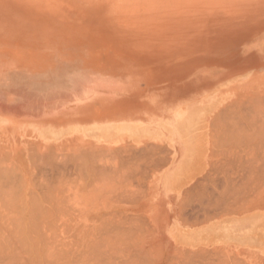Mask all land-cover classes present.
<instances>
[{
    "label": "rangeland",
    "instance_id": "rangeland-1",
    "mask_svg": "<svg viewBox=\"0 0 264 264\" xmlns=\"http://www.w3.org/2000/svg\"><path fill=\"white\" fill-rule=\"evenodd\" d=\"M190 1L191 0H177V1L176 0H0V164H1L0 165V179L1 180L3 179V181L0 180V197L4 199L5 203H7L8 200L13 198L12 196L10 198V195L12 193L14 196H16L15 199L13 198L14 201L17 198V199H20L19 201L20 203L19 204L14 203L12 200H10L12 201L11 203L10 201L8 203L10 204L14 203L15 204L14 208H15V206L18 207L22 202L21 204L22 206H19V207L24 208V209L22 208L23 209L22 213L20 212L22 210L21 208L20 210L15 208L16 212L17 210H19V214L15 213L14 215V212L12 213V211H10V209L13 207V204L12 206L10 204L9 205L7 204L9 207L4 204L5 206L3 207L1 205L4 202L1 203L0 201V206H1L0 214L2 211H4L5 209L6 210L9 209L11 206V208L9 209V212L8 210L7 212L6 211L2 212V214L0 215L1 217L5 218V215L7 213L8 214L11 213V216L14 219H15V216L19 217V219L23 218L22 220L19 221V219L16 217L18 219L16 220L19 221L17 223V221L13 220V218L11 219L10 215L8 214L6 215V218H5L6 220L0 217V234H1L0 235V240H1L0 241V248H1L0 249L1 251L0 259L2 260V261L0 260V264H9V263L10 264H17V263L22 264L23 262H25V264H39V263L45 264V262H43L44 260L47 262V264L48 263L58 264L57 263L59 262L58 259H57L58 260L57 262L53 260L55 257L52 255L56 254L54 252L51 255L54 258L47 259V256H49L50 254L47 256L45 255L46 257L44 258L41 257L42 256L41 252L43 250L42 244L43 243L48 244L47 245L48 247L49 242L51 243L53 242L54 244L56 241L57 242L60 241L57 247H55V245L58 243L54 244V247H55L54 251L56 250L57 252L59 251V248L63 247V245L66 244V246H64L63 248V249H66V251H63L62 248L60 250V251H63V254H64L62 255V257H60L59 255L60 259L61 258L63 259L64 257V260L61 259L62 263L65 262V263L71 264L72 262V264H81V262H85L87 258L89 259V257L87 256H91L90 257L91 259L88 263V264H91L90 262H92L91 260H92L93 253L88 255L89 250L87 251V254H85L86 259L81 258L84 261L78 260V257H81V256L77 248L78 243L76 242L79 240H77V238L75 237L76 233L74 234V230H75L74 228L76 227L77 228L80 227L81 231L83 230L89 231L91 229V231H89L90 234L87 233L88 235L87 239L88 241L92 239V242L94 240L95 241L99 240L97 243L103 242L102 235L108 234L106 239L109 240V238L111 239L114 238L115 239L114 242L118 241V244L117 242L115 244H117L119 247L115 245L117 246L116 248H120V246L122 248L118 250H123V248L124 250L126 249L121 244V242L125 238H126L125 239L126 241L127 238L130 237V235H128L129 231L134 228L136 231L134 229L133 230L135 231V233H137L136 234L137 236L133 235L135 236L132 239L133 241H130L131 239L129 238L128 240L130 241L129 243L130 245L131 244L133 245V242H134V246L132 247L131 245V247L134 248L133 252L135 251L133 255L136 256L137 253L139 254H137L136 260H132V259L130 260V262H132L131 264H152V263L153 264H185V263L186 264H191V263L201 264V262L202 264H208V262L210 261H211L210 264H218V262L219 264H221L222 262H226L222 264H230V263L231 264H240V263L264 264V263L255 262V261H245V262L234 261L235 262L234 263L233 261L218 260L219 257L216 256L214 252L209 253L208 251L207 253L205 251L207 254H210L213 256L207 255L205 252H204L205 254H203V252H199V253L198 252H195V253L183 252V251H179L178 249H176L170 243L169 238L172 239V242L174 243V236H177V235L195 234V237L200 236V235L199 233L192 232L195 230L180 231L175 228H169L167 230L164 228H161V226H164L163 222H166V217L164 214L165 209H166V204L164 201H161L160 199H157V200L154 199V196H156V194L159 193L156 180H157V176L159 172H161L162 169L165 167L164 163L168 165L172 161L171 152L167 151L164 147L162 146L157 147V145L155 146L152 144V145H149L148 147L142 146L139 149L132 148V150H129L130 147L129 148L125 147L128 149V151L127 149L124 150L125 148L123 147L117 148L115 150L104 149V151L106 150L105 152L103 151V148L102 149L100 148L102 150L101 152H104V154H106L104 155L103 153L102 154L100 152L98 153L97 150L99 148L96 146L92 147V145H85V144L74 142V146L72 145L73 147L72 146L67 147L68 145H71V143H73L71 142L67 144L49 147V149L52 151L51 153L49 152V149L46 148L47 151H45L46 150L45 147L39 144L38 140L35 138V136H38V135H34L31 133L32 127L38 124H43V123H51L52 125H55V126H61L66 123H85V122L104 120L102 121V123L105 126L106 125L107 126H113V125L117 126L116 127L117 132L122 131V130H125V132H129L128 135L130 136V138H140V137L144 138L147 135H150V131H149L150 127L148 126L150 124V121L155 122L156 120H158L160 122H167L168 120H170V122L166 124L169 125L168 127L172 129L171 130L172 134H174L175 132H181V134L178 137L181 140L180 148L182 150V153L184 154L180 168H178L177 170L175 169L176 170L175 172L177 174L173 172V173H169L167 175L165 174L161 176V178L164 179L162 182L164 186L163 187L164 192L171 193V190L173 188V183H175L174 180H176V178L177 180L185 179L187 171L194 170V173L192 174L193 175L192 177L194 180L201 170V168L197 170V167L195 166V160H194L195 159V149H193L195 145V139H194L195 136L193 135L195 132V124L197 122H200V121L202 122V120H204L203 116L206 115L207 111H203L201 109H195V104H199L200 100L205 96V94H209L211 89L213 90L214 88L217 89V88L225 87L230 90L229 93L231 94V98L228 103H230L231 106L229 105L230 106L229 107L228 103H226L227 108L226 107H223V108L232 112V116H233L232 124L234 126H237L236 121H241V120L243 121L242 122L243 125L241 124V126L243 127L242 131L244 129V133H245L243 134V132L241 131L245 138L243 136H240L241 134L236 135L238 136L239 141L240 139H242L240 137H243L245 144L242 143L243 141L241 140L242 141V142L240 141L241 143L238 142L239 145L240 144L241 145L237 146L238 143L237 142L234 143L237 140L236 139L237 137H235L234 135L233 136L235 137V139H232V140H235V141L231 142V144L233 146L236 144L235 147H238V149L241 150L239 151L242 153V155L245 157L248 163L258 162V164H263V169H264V158H263L264 156L262 152L264 151L263 149V146H264L263 138L264 137L262 138V136H260L264 134V132L260 131L262 127L261 120L264 117L261 118L260 117L261 114L259 113L260 116H257L259 117L260 119L259 120V119H256L254 115L253 117L251 114L252 112L253 114L256 115L258 111L262 113V116H264L263 114L264 96H262V94L264 95V91H263L264 89V60L261 58V55L264 54V0H199V2H197L198 0L197 1L192 0L193 2L192 1L191 2L193 6L190 4L191 3ZM178 4L179 6L177 7ZM195 4H197L198 6ZM187 5H189V7H187ZM183 8H186V10ZM178 11L181 13V15L178 14L179 13ZM182 11H183V14H182ZM186 11H188L190 14L187 13ZM170 13H173V14L170 15ZM199 94H201L200 95L201 97L199 96ZM257 94H258V97H257ZM249 97H251V99L252 98L254 99V100L252 99L253 102ZM256 97L259 100L256 101L255 99ZM249 99L251 101H249ZM240 100L243 102H241ZM246 100H248L250 104H247ZM255 101L257 102L255 106H257L258 102H260L259 103V105L261 104V106L259 107L260 109L257 108L258 106L252 107L254 106L252 104H254ZM239 103H242L241 104L242 108H240ZM243 103H244V106L246 105V107L243 106ZM247 107L248 108L252 107V109H255V110H252L250 108L245 109ZM244 109L246 110L247 116H245L246 113ZM258 109L261 111H259ZM160 111L162 112L165 111L167 112V114L168 113L169 114L165 116L159 115L157 117L150 116L151 114L152 115L159 114L156 112H160ZM253 111L256 113H254ZM242 112H244L245 114H241ZM248 112L251 115H249ZM234 115L238 116L239 118L234 117ZM240 116L241 117L243 116V118L249 117L252 120H250L249 118L248 119L246 118L247 121L245 122L244 119L240 118ZM111 119L113 120H134V121L137 120V121L121 122V125L119 126L120 122L118 123V122L112 121ZM249 120L251 123H247L249 122ZM185 121L187 123H192L194 127L189 126L190 127L189 128L187 125L186 126L184 125L187 128L182 126L179 130V126L181 125L182 122H185ZM253 121L254 122L256 121L257 124L254 123ZM257 121H260V122H257ZM263 122H262V125L264 127ZM123 123H126V124L122 125ZM131 123L133 125H131ZM259 123H260V126H259ZM252 124H253L252 129L250 128V126H247V125L252 126ZM256 125L259 127H257ZM255 126H256V130L258 128L260 129L259 132L255 130ZM238 127H240V125H238ZM120 128L122 129L120 130ZM246 128L247 130L249 129L250 131L249 133L248 131L245 130ZM262 130L264 131V128ZM153 131L154 133H158L159 132L158 127L153 128ZM251 133H254V134L252 135ZM255 133L256 134L258 133V135H256ZM246 134L248 135L247 137H249L250 135L251 138H253V136L255 138L251 139L249 137L250 138L249 139L246 137ZM259 136L261 140H259L260 139ZM256 137H258L259 139L257 140ZM245 139H247L248 141H245ZM254 139H256L255 141L257 142L260 141L261 143L259 144V142L257 143L253 141ZM36 142H38V145ZM246 142H250L251 144L254 143L255 145L253 144L250 145V143H246ZM256 143H257V146H256ZM77 144L78 145L80 144L78 148L75 147ZM39 145L42 147L39 148L40 147ZM150 146H153V147L151 148ZM80 147H84L85 149L84 148L80 149ZM62 148L63 149L65 148V149L63 150ZM143 149H144V152H143ZM157 149L158 150L160 149L161 155ZM162 150H164V153H162ZM92 151L94 155L92 154V156H90ZM123 151H124V154L122 153ZM48 152L49 154H47ZM53 152H54V155L57 154V156L55 157L58 159H56L53 155H50V153L53 154ZM107 152H109V154H107ZM31 154L34 156H32ZM79 154H81V156ZM100 154L102 155V157ZM48 155L54 158L52 159L50 158V156H49L50 159L46 158L48 157ZM60 155L61 157L63 156L64 157L63 160L66 161V163L63 162L64 163L63 167H62L63 163L61 162L62 158L60 160V158L58 157ZM68 155L70 156V158L74 157V159L77 157V160L75 159V164H74V160H71L72 162L70 161V158ZM79 156L80 157L83 156V157L80 158ZM31 158L32 160H30ZM55 159L59 163L57 164V166H56V162L53 163ZM136 159H138V161ZM38 160L40 162H43L46 160L45 161L46 164H44L45 162L40 163ZM159 160L163 163L162 164L163 167L161 165V162L159 163ZM25 161L26 163L24 164ZM33 162H37L36 164H38L39 162L40 164L34 165ZM67 162L68 163L70 162V164L71 163L72 164L70 165ZM79 162L80 163L84 162V165H80ZM85 162H87V164ZM88 162H90L91 164ZM103 162H106V163H103ZM92 163L94 167L92 166ZM109 163H111V165H109ZM66 164L68 166V167L66 166L67 168L65 167ZM33 165L36 167H34ZM45 165L48 167H45ZM50 165L53 167L55 166V167L50 168ZM59 166H61V168ZM83 166H85L86 168ZM16 167L18 170L16 169ZM58 167L61 170L55 169ZM9 169L11 170V172ZM25 169L26 170L28 169L27 171V173H29L28 175ZM48 169H51V170L47 171ZM107 169L110 171L108 172ZM78 170H81L82 172H79ZM7 171H9L10 174ZM37 171L39 172V174L37 173ZM77 171L79 172V174ZM92 171L94 172L96 171V172L91 173ZM50 172L53 174L51 175ZM33 173H35V175ZM59 173L61 174V176ZM82 174H84V176ZM139 174L140 176H138ZM47 175L49 176L48 178H47ZM81 176H83L86 179H84ZM79 177L82 178V180ZM23 178H25V180ZM77 178H79L80 180ZM135 178L136 179L139 178L138 179L139 181L134 180ZM75 179L78 181H75ZM30 180H31V184L29 183ZM7 181H9V184H7L8 183ZM20 181H22L23 183ZM79 181L83 182V183L81 182L82 185ZM263 182L264 181H258V183L251 182L253 185L251 183L247 184V188H249L247 190L248 195L250 194L252 195L253 193L256 195V197L254 196V198L249 196V198H246L247 200L245 198L243 199L234 198V200L228 199L229 206L231 207V209L239 210L242 207L241 205L245 204L242 207L243 211L246 208V206L248 209L246 208L245 211H248V212L253 211V210H263L264 209V193H262L264 191L262 190V185L264 186ZM34 183H36V185ZM15 184H16V187H15ZM18 184H20L21 187ZM79 184L81 187L79 186ZM106 184L108 185L107 190H106ZM116 184H119V185L117 186ZM109 185L111 187H109ZM249 185L254 186V187H250ZM76 186H77V189H76ZM99 186L105 189H101ZM123 186H126V187L124 188ZM206 186L207 184L204 181L203 183L199 185V188H198V191L195 197L186 198L182 201L183 204L182 203L181 204L184 205L182 207V210L184 212L191 213L190 211L193 210L192 214H195V217L199 216L203 218L207 216L206 214L208 213L207 212L208 211V196L206 197L207 195ZM48 187L49 188L51 187V188L49 189ZM114 187L117 190H115ZM11 188L13 190H11ZM40 188L41 189L43 188V189L41 190ZM57 188H58V191L65 190L66 192L70 188L71 191H69L70 189L68 190L69 192H67L68 193L67 197L68 198L72 197L74 203L73 201L69 203V201L66 200L68 198H63L62 196L66 197V192H65V195H62L61 192L56 191ZM96 188L97 189L99 188V190H97ZM111 188L114 189L113 193H115L116 191L115 194L112 193ZM258 188L261 189L260 191L262 192H260ZM19 189L20 191H22V193L19 192ZM45 190L46 191L48 190V192L51 191V195L48 196L49 198L46 197L48 193ZM76 190L82 195L83 194L85 195V192L87 191L86 195L88 196V199H87L88 203L86 201L85 202L86 204H85L84 201L82 202L80 200V199L83 200V198L80 197L82 195H80ZM93 190L94 192H92ZM95 190L99 192L97 193ZM100 190H102L101 192L104 191L103 192L104 194L101 193ZM108 190L111 193V194L109 193L111 197L105 194V192H108ZM1 191H4V192H1ZM6 191L9 192L10 195ZM30 191H33V192L35 191L36 193L35 192H34L35 194L33 192L30 193ZM5 192L7 193L6 195H5ZM14 192L19 193V195L21 193L22 194L20 195L21 197L19 198V195ZM40 192L42 193V195ZM52 192L53 194H55L53 196L57 198L56 201L54 197L52 196ZM72 192H74V194H72ZM258 192H260L259 193L260 195L258 194ZM2 193L4 194L1 195ZM60 193L62 196L60 195ZM117 193L120 195H118ZM33 194L35 195L37 199L41 195L42 197H39V198H42V199L40 200L45 201V202L43 201L44 205L42 206L40 205L43 208L44 214L41 212V208H40V211L37 208L38 212L36 210H31L32 208L30 206H32L33 203L37 204L39 203L37 201H40V200H37ZM95 194H98V195L95 196ZM100 194L102 195L103 198L107 196L105 200L102 199L104 200L102 202H105V206L107 205V209L105 210L102 209L105 207L102 205L104 203L100 202L102 197L98 198L99 196H101ZM58 195H60L63 199L62 198L60 199ZM74 195L76 196V198H74L75 197ZM78 195L80 199L77 197ZM86 195L84 196V200H86L85 198H87ZM257 195H259V197ZM31 196L33 197L31 198ZM50 196L53 197L52 201L54 200V202H50L51 201ZM91 196L93 198L96 197L98 201L97 200L95 201V198L93 200ZM260 196L261 198H263L262 200H260L261 199ZM206 198L207 200H205ZM30 199L34 201L36 199L37 201L35 202L32 201V204H31L29 203L31 202ZM47 199L50 201H47ZM70 199L71 198H69V200ZM248 199L249 200L251 199V201H248ZM57 200H58V204H57ZM75 200L76 202L78 200L77 204ZM115 200L117 202H115ZM186 200L187 202H191L192 204L190 203V205L188 206L187 204L189 203H186ZM237 200L239 201L241 200L242 202L241 201L235 202ZM79 201L84 203L82 205V203L80 202V204L84 206V208H86L87 211H90V210L92 211H90V213L87 211H84L85 209L82 206L79 207L80 205ZM93 201L98 202V203L100 202L101 203L99 204L100 206H97L98 204L96 205V203H94ZM15 202H18V200ZM48 202L51 203V205L47 204ZM55 202L57 204L56 206L59 205L58 206L59 208L65 207L66 211L63 208L62 209L57 208L55 206ZM109 202L111 204H107ZM184 202L186 203V205ZM231 202H234L237 204H234ZM41 203L42 201L40 202V204ZM59 203L60 204L62 203V206ZM92 203L96 205L95 208ZM246 203L249 205H247ZM73 204H75L74 206L76 207H74ZM200 204L202 205V207L204 206L205 207L201 208ZM231 204H234V205L232 206ZM52 205L55 208L54 207L52 208ZM6 206L7 208H5ZM40 206L38 204L36 207H40ZM115 206H118V207H115ZM44 207L48 208V210L45 209L46 213L44 212ZM78 207L80 208V210H78L77 212L76 209H78ZM253 207H256V208H253ZM72 208L74 209L76 208V209L74 210ZM51 209H54V210L58 209L59 213L63 211L62 215L64 216H62L61 218V214L58 215L59 214L58 212L55 213L54 210H51ZM116 209L117 211H115ZM26 210H28L29 212ZM69 210L72 212H70ZM81 210L84 212H82ZM195 210H197L198 213ZM64 211H65V214H63ZM30 212H34L35 214L37 212L38 214H36L34 218L31 216L32 213ZM40 212L43 215H41ZM48 212L51 213L50 215H52L53 217L50 215H47ZM66 212L70 213L72 217L70 216V214L67 215ZM73 212H75V214H72ZM111 212H113L114 215ZM78 213H81L82 215H85V216H82L81 214L79 215ZM99 214H102V215H99ZM106 214H108L107 217H106ZM242 214H245V212H243ZM22 215H24V217H20ZM54 215L56 219H53L55 218ZM66 215L69 216V221L70 222L72 221L71 223L68 222V219H67L68 217ZM75 215L76 217H74ZM47 216H49L50 218ZM57 216L60 219L58 223H57L58 221ZM94 217H97V218L95 219ZM118 218H119V221H118ZM8 219H11L15 222L10 221ZM33 219H34V222L36 221L35 223L33 222ZM36 219L42 221V223L40 221L37 222ZM43 219L46 220V222L47 220L49 222L51 220L53 221L49 223L50 225H48V223L44 225L45 223ZM75 219L76 220L80 219V220H77V223H76ZM137 219L140 221H138ZM28 221H31V222H28ZM100 222L105 223L107 225L101 224ZM109 222H111L112 225ZM131 222L135 226L132 225ZM10 223L13 225H11ZM15 223H17L18 225L21 224L20 225L21 227L18 226V229L22 228L23 230L21 229L18 230L17 227H14L17 225ZM80 223H83V224L80 226L79 225ZM121 223L123 225L122 227L120 225ZM30 224H31V227L33 226V229L31 230H30ZM89 224H91V226ZM98 224L99 225L101 224L102 227L105 225L103 227L104 229L101 227V230H99L100 227ZM41 225L42 227L47 226V225L51 227H45L46 229L40 228L41 229L40 230L38 226H41ZM83 225H84V229H82ZM110 225L113 226L111 227V229H109ZM4 226H6V228ZM52 226L58 228V230H56L57 228H54V233L55 234L57 233V236L59 235L58 237L55 234H53L52 229H49V228H52ZM64 226H65V230H63ZM67 226H68V230H67ZM85 226L87 227V229L85 228ZM130 226L133 228L131 229ZM137 226H138V229L136 228ZM93 227H99V228H93ZM106 227H109V228L105 230ZM126 227L130 228L128 229L129 230L128 232H127ZM139 228H141V230L143 231V235L138 236V233L140 230ZM93 229H96L95 230L96 232ZM116 229L120 230V232L118 231V234L119 233L120 234L118 235L115 232V237H114L113 230L116 231ZM121 229H124V230L121 231ZM32 230H35V231L32 232ZM38 230H40L41 234ZM46 230L48 232H45ZM109 230L110 232L111 231L113 232V235L112 233L109 232ZM19 231L20 232L22 231L21 234H23V238H25V240L22 237H21L22 238L21 241L18 240L20 238L17 239V236L20 235ZM92 231L94 232L92 233ZM97 231L99 233H97ZM142 231L139 234H141ZM27 232L28 233L30 232L32 234L29 233L30 234L29 236ZM124 232L127 233L125 234L128 237H125V238L123 237ZM26 233L28 234V236ZM78 233L79 232H77V234ZM43 234L46 236V239L44 238L45 236ZM52 235H54V237L56 236L57 238L56 237L55 238L57 240L56 239L53 240V237L51 238ZM105 235L103 237H105ZM109 235L110 236L112 235V236L110 237ZM32 236L34 237L33 240L36 241L34 243H32L33 242ZM4 237L7 240H4ZM42 237L44 238V240L41 242ZM12 238L15 240H13ZM131 238H132V234H131ZM68 239H71V240H68ZM7 241L8 242L10 241V242L8 243ZM18 241L21 243H24L25 245L30 244L29 245L30 248H34L35 243H37L36 249L38 250L36 251V253H33L34 249L31 250L32 252H30V248L28 247L25 248L24 247L25 245H21V243H19ZM107 241L103 243L106 244ZM1 242H2V245H1ZM73 243H75L74 246H73ZM109 243L107 244L108 246H109ZM70 245L72 248L70 247ZM92 245L95 246V242H93ZM103 245L102 243L100 244V246L99 244L98 245L96 244V247H95L96 250L97 248L102 250L104 247ZM137 245L139 246V248ZM2 246H5V247H3L2 249ZM12 246L14 247L12 248ZM51 246L49 247L51 248ZM94 246L90 247L91 248L90 252L95 251V249L92 250ZM15 247H17L16 248L17 254L16 252L14 253ZM110 247L111 246H109V248L106 247V249L109 250ZM113 247L114 246H112V248ZM135 247H136V250L142 248L140 249L142 250V253L138 250L136 251ZM184 247L185 245L180 248H184ZM69 248H71L72 250ZM132 248L129 247L130 252H132ZM147 248L148 249L150 248L149 251ZM185 248L188 249V247H185ZM45 250L46 249L43 250L44 251L43 253L47 254L48 250L47 251ZM108 250H102V251H106L105 253H107ZM118 250L116 249L115 252L117 253ZM23 251L24 252L26 251L25 253L27 254H25ZM109 251H108V254H109ZM200 253L203 254L205 258H203V256ZM72 254L75 257H77L75 258V261L74 259H72L73 257ZM131 254L132 253H130V256ZM145 254L146 255L149 254L151 256V257L146 256L148 257V260L149 259H152V260H149L148 262L144 261L145 259L142 260L143 258L140 256L143 255V257L146 258ZM195 254L196 256H194ZM67 255H70V256L67 257ZM117 255L121 257L122 254L119 253ZM13 257L16 258V260L13 259ZM38 257L39 258L41 257V259L43 260L38 259ZM70 257L72 260L69 259ZM211 257L214 258L213 260L215 261V263ZM19 258H21L22 261L19 260ZM65 258L67 259V261ZM207 258H209V260H207ZM3 259H5L4 261H6V259L8 261L4 262ZM203 259H206L205 262L203 261ZM119 260L117 259L116 262H118ZM76 261H78V263ZM181 261H184V263ZM94 262L92 263L94 264ZM85 263L87 264V262Z\"/></svg>",
    "mask_w": 264,
    "mask_h": 264
},
{
    "label": "crops",
    "instance_id": "crops-1",
    "mask_svg": "<svg viewBox=\"0 0 264 264\" xmlns=\"http://www.w3.org/2000/svg\"><path fill=\"white\" fill-rule=\"evenodd\" d=\"M229 91L230 90L228 88H225V87L224 88H217V89L214 88L213 90H211L209 94L212 93L213 94L212 97L213 98H217V101H218V104H219V108L216 109V110H213V111L208 110L206 112V115L203 116L204 120H202V122L200 121V122H197L195 124V131H197L199 133V139L195 140V166L197 167V170L199 168H201L200 173L195 177V179L191 183L185 185L179 191L174 192L173 188L176 185H178V187H180L186 181H188L190 179L191 180L193 179V177H192L193 175L192 174L194 173V170L187 171V175L185 176V179H178L177 180V178H176V180H174L175 183H173V188L171 190V193H165L164 192L163 184H162L164 179L161 178L162 175L160 176V179H159V174H158L156 181L158 183L157 185H158V189H159V194H156L157 197H156L155 200L160 199L161 201H164L165 204H166V209H165V213H164L165 217H166V222H163L164 226H161V228H164L166 230L169 229V228H175V229L180 230V231L195 230V233H199V235L201 236V242L198 245H195V252H197V251L198 252L199 251L200 252L201 251L204 252L202 249H205V251L214 252L216 256L218 255V257L222 256L218 260L224 259L225 261H233L234 258L237 256L234 261H236L237 258H238V259H240L238 261H241V259H243L244 261H255V262L264 263V225L261 224V223H249V222H246L245 220H243L248 215V213H251V212L256 211V210H253V211H250V212L244 211L245 214H242L243 213L242 210H239V211L236 210L237 213H234L236 211L231 209V207L228 204V199H233L235 197L237 199H243V197H245V199H246V198L249 197V196H247L248 193H246L247 192V183L248 182H253L254 180H255L254 182H256V181H264L263 164H258L257 162L256 163H248V161L245 159V157L240 152L241 150L236 148V147H234L231 144V140H229L230 139L229 136H227V135H230V134H231L230 137H232V134L240 135L241 133H239V130H240V132L242 131V128H241L242 127L241 126L242 121H236V124L240 125L241 127H238V128L235 127L237 129L234 130V127L232 126V123H231L232 118H233L232 112L228 111L226 109L224 110V108H223V107L226 106V103H228L230 101L231 94L229 93ZM225 97H226V99H225ZM218 111H220V112H218ZM156 113H159V114H156V115H152L151 114L150 116H156L157 117L159 115L160 116L161 115L165 116V115L169 114V113L167 114V112H165V111H163V112L160 111V112H156ZM234 117L239 118L238 116H235V115H234ZM242 117L240 116V118H242ZM111 120L115 121V122H118V123L119 122H126V121L127 122L134 121V120H113V119H111ZM102 121H104V120H102ZM102 121H93V123L92 122H86V124L80 125L79 127L84 128V127H87V126L95 125V127H96L95 129L96 130H106L107 131V130L113 129L117 133V130L115 128L117 126H115V125H113V126H105L102 123ZM108 121H110V120H108ZM135 121H137V120H135ZM87 123H89L90 125H88ZM162 123L163 122H160L158 120H156L155 122L150 121V124L148 125L150 127V130H149L150 131V135H147L144 138H130V136H129L128 140H140V139H143V140H147V141H151L152 142L153 140H155L156 137L159 136L158 138H160L162 140V142H163L162 145H159V146L164 147L166 150L168 149L167 151H171V154H172L171 163L168 164V165L164 164L165 167L163 169H167L169 167V169H172V171L174 172L178 168H180V166L182 164V159L184 157V154L182 153V150L180 148V146H181L180 145L181 144L180 141L181 140H180V138L178 136H175V135L172 134V131H171L172 129H170L167 124H162ZM66 124L67 125H73V124H80V123H66ZM125 124L126 123H124L122 125H125ZM119 126H120V124H119ZM225 126H229V128H227ZM152 127L153 128L158 127V131L159 132L155 133V135H154V131H153ZM223 129H225V131H223L224 133H222ZM228 129H230V134H229V130ZM231 129H232V131H231ZM233 130H234L235 133L233 132ZM236 130H238V132ZM123 131H125V130H123ZM236 132H237V134H236ZM127 133H129V132H127ZM226 133H227V135H226ZM166 136H170V137L166 138ZM175 138H177V140ZM226 145L228 147H226ZM118 147L121 148V146H118ZM177 148H178V150H176ZM230 152H232V153H230ZM238 154H240V155H238ZM241 155H242L243 158L241 157ZM176 156H177V158H176ZM233 157H235V158H233ZM220 158H223V159H220ZM177 160H178L179 163L177 162L176 164H172L173 161H177ZM214 162H216V163L214 164ZM226 162L228 164H226ZM243 162H245V163H243ZM235 164L237 165L236 167H235ZM209 165H211V166H209ZM216 166L218 167V169L220 171L217 169ZM230 166H231V168H230ZM212 167H215V168L213 169ZM174 169H176V170H174ZM235 170H236V172H235ZM172 171L169 170V172H167L166 174L173 173ZM215 171L218 172V174H216ZM248 171H250V172H248ZM195 172H196V170H195ZM209 172H214L215 174L214 173H210L209 174ZM219 172L221 173V175L219 174ZM240 172H242V174ZM174 173H176V172H174ZM205 173H206V176H204ZM252 173L254 174V176H253ZM260 173H261V175H260ZM235 174H236V176H235ZM202 175L204 177H206V178H204ZM218 175H219V177H218ZM246 175H248V176H246ZM257 175H258V177H257ZM230 176H232V177L230 178ZM237 176H238V178H237ZM233 177H235L236 179H234ZM259 177L262 178L263 180L260 179ZM219 179H220V181H219ZM204 180H206V183H207V189H208L207 190V196L209 195L208 196L209 199H208L207 218L206 217L202 218V217H199V216L198 217H194L195 214L186 213L183 210H180L181 201H183L184 199L189 198V197L190 198L195 197V194L198 191L199 185ZM213 181H214V183H213ZM232 181H233V183H230ZM239 181H240L241 184L239 183ZM227 182H229L230 184L229 183L227 184ZM215 184H216V186H215ZM238 184H239V186H238ZM225 186H226V189H227L226 193L224 191L225 190ZM227 186L232 187V188H229ZM233 186H235V187H233ZM236 187L237 188L239 187L238 188L239 192H237V190H236V192H234L233 188L237 189ZM228 190L230 192H233L234 194L237 193L235 195V197H234V195L230 196L229 195L230 193H229ZM242 190H243V192H241ZM217 192L220 193V194L222 192L223 193L220 196V194H218ZM224 193L226 194L225 195L226 197L222 196ZM233 193H231V194H233ZM239 193L241 195H239ZM227 194L229 195L228 197H227ZM218 196H219V198H218ZM254 196L255 195L252 194L250 197H254ZM223 197H225V198H223ZM216 200H218L220 202L217 201V203H216ZM211 201L215 202V203L213 202L214 205L211 203ZM222 201H223V204H222ZM178 206H180V207H178ZM217 206H219V207H217ZM217 208H219V209H217ZM181 209H182V207H181ZM227 210L228 211L230 210V211L226 212ZM219 213L221 215L222 214L223 215L221 216ZM181 219L182 220L184 219L183 222H182ZM227 220H229V221H227ZM187 221H189V222H187ZM169 241H170V243L172 245H174V243L172 242V239L169 238ZM218 247H220L221 249H219ZM214 249L216 251L218 250V252L220 251V253L216 252ZM233 256H234V258L232 260Z\"/></svg>",
    "mask_w": 264,
    "mask_h": 264
},
{
    "label": "bare ground",
    "instance_id": "bare-ground-1",
    "mask_svg": "<svg viewBox=\"0 0 264 264\" xmlns=\"http://www.w3.org/2000/svg\"><path fill=\"white\" fill-rule=\"evenodd\" d=\"M176 1H177V0H176ZM191 1H192V0H191ZM191 1H190V2H191ZM193 1H195V0H193ZM193 1H192V2H193ZM196 1H197V0H196ZM186 2H187V1H186ZM186 2H185V4H186ZM188 2H189V1H188ZM192 2L190 3L191 5H192ZM197 2H199V0H198ZM202 2H203V1H202ZM194 3H195V2H194ZM176 4H177V3H176ZM185 4H183V5H185ZM180 5H181V4H180ZM195 5H197V4H195ZM173 6H174V5H173ZM178 6H179V4L177 5V7H178ZM192 6H193V5H192ZM197 6H198V5H197ZM175 7H176V6H175ZM187 7H189V5H187ZM179 8H180V7H179ZM177 9H178V8H177ZM183 9L186 10V8H183ZM188 9H190V8H188ZM196 9H197V8H196ZM178 10H179V9H178ZM188 11H190V10H188ZM188 11H186V12L189 13ZM192 11H193V10H192ZM178 12H179V11H178ZM195 13H197V12H195ZM164 14H165V13H164ZM172 14H173V13H170V15H172ZM178 14L181 15L180 12H179ZM182 14H183V11H182ZM189 14H190V13H189ZM166 15H167V14H166ZM168 15H169V14H168ZM238 15H239V14H238ZM164 16H165V15H164ZM183 17H184V16H183ZM261 58L264 60V54L261 55ZM225 60H226V59H225ZM222 72H223V71H222ZM261 73H262V72H261ZM251 78H252V77H251ZM243 86H244V85H243ZM247 88H248V87H247ZM211 90H212V89H211ZM242 90H243V89H242ZM263 91H264V89H263ZM247 92H248V91H247ZM258 92H259V91H258ZM209 93H210V92H209ZM251 93H253V92H251ZM200 95H201V94H199V96H200ZM212 95H213L212 93H211V94H205V96L200 100V103H199V104H195V109H201V110H203V111H208V110L213 111V110L218 109V108H219V104H218L217 98H213ZM252 96H253V94H252ZM255 96H256V95H255ZM262 96H264V95L262 94ZM262 96H260V97H262ZM200 97H201V96H200ZM257 97H258V94H257ZM257 97L255 98L256 101L259 100ZM198 98H199V97H198ZM218 98H219V97H218ZM247 98H248V97H247ZM249 98L251 99V97H249ZM225 99H226V97H225ZM227 99H228V98H227ZM250 99H249V101H251L253 98H252L251 100H250ZM260 99H261V98H260ZM262 99H263V98H262ZM220 100H221V99H220ZM220 100H219V101H220ZM253 100H254V99H253ZM253 100H252V102H253ZM221 101H222V100H221ZM221 101H220V102H221ZM240 101H241V100H240ZM246 101H247V102H246L247 104H250V102H249L248 100H246ZM256 101L254 102V104H252V105H254V106H252V105H251V106H252V107H257V106H258L257 108H259V107L261 106V104L259 105L260 102H258V105L255 106L256 103H257ZM263 101H264V100H263ZM241 102H243V101H241ZM248 102H249V103H248ZM246 103H245V104H246ZM239 104H240V105H239L240 108H242V107H241V104H242V103H239ZM226 105H227V104H226ZM229 105H230V103H228V106H229ZM263 105H264V104H263ZM263 105H262V107H263ZM224 106H225V105H224ZM230 106H231V105H230ZM230 106H229V107H230ZM243 106H244V103H243ZM247 106H249V105H247ZM225 107H226V106H225ZM244 107H246V105H245ZM244 107H243V108H244ZM252 107H251V108L249 107V108L252 109ZM262 107H261V108H262ZM226 108H227V107H226ZM249 108L247 107V108H245V109H249ZM245 109H244V110H245ZM259 109H260V108H259ZM259 109H258V110H259ZM262 109H263V108H262ZM222 110H223V109H222ZM224 110H225V108H224ZM252 110H255V109H252ZM220 111H221V110H220ZM220 111H218V112H220ZM248 111H249V110H248ZM259 111H261V110H259ZM173 112H174V111H173ZM173 112H172V113H173ZM218 112H217V113H218ZM250 112H251V111H250ZM253 112H254V111H253ZM245 113H246V110H245ZM245 113L242 112L241 114H245ZM248 113H249V112H248ZM254 113H256V112H254ZM257 113H258V115H257ZM257 113H256V115H255V114H253V113L251 112L252 116L254 115L256 119H259V117H257V116H260L259 113L261 114V116H260L261 118L264 117V116H262V113H261V112H258V111H257ZM251 114L249 113V115H251ZM263 114H264V111H263ZM243 116H244V115H243ZM245 116H247V113H246ZM254 116H253V117H254ZM153 118H154V117H153ZM246 118L248 119L249 117H246ZM246 118H245V117H244V118L242 117V119H244L245 122L247 121ZM245 119H246V120H245ZM249 119H250V118H249ZM263 119H264V118H263ZM263 119L261 120L262 122L264 121ZM160 120H161V119H160ZM250 120H252V119H250ZM250 120H249V122H247V123H251ZM253 120H254V118H253ZM259 120H260V119H259ZM241 121H242V120H241ZM129 122H130V121H129ZM145 122H146V121H145ZM169 122H170V120H168L167 122H163L162 124H166V123H169ZM185 122H186V121H185ZM185 122H182V123H181V125L179 126V130H180V128H181L182 126H184V125H185V126L187 125L188 127H189V126H190V127H194V125H193L192 123H187V122L185 123ZM229 122H230V121H229ZM242 122H243V121H242ZM253 122H254V121H253ZM257 122H260V121H257ZM262 122H261V126L263 127ZM92 123H93V122H92ZM113 123H114V122H113ZM231 123H233V122L231 121ZM231 123H230V124H231ZM254 123H256V121H255ZM263 123H264V122H263ZM83 124H86V122H85V123H80V124H73V125H67V124H65V125H61V126H55V125H52L51 123H43V124H38V125L32 127V129H31V130H32L31 133L34 134V135H38V136H35V138L38 140V142H39L40 145H42V146L45 147V149H46V148L49 149V147H51V146H58V145L67 144V143H71V142H73V143H71V145H68V146L66 145V146H67V147H69V146L71 147L72 145L74 146V142H77V143H81V144H85V145H92V147L96 146V147H98L99 149H100V148H101V149L103 148V151H104V149L115 150L116 148H119L118 146H121V147H123V148H125V147L129 148V147H130L129 150H132V148H134V149H135V148L139 149V148L142 147V146H147V147H148V146L151 145V144H153V145H155V146L157 145V147H158L159 145H162V143H163L162 140H161L160 138H158L159 136L156 137L155 140H153L152 142H151V141H147V140H143V139H140V140H128V139H129V135H128L127 132H125V131H123V130H122V131H119V132L116 133L113 129H111V130H107V131H106V130H96V129H95V128H96L95 125L87 126V127H84V128L79 127L80 125H83ZM87 124L90 125L89 123H87ZM106 124H107V123H106ZM123 124H124V123H123ZM134 124H135V123H134ZM227 124H228V123H227ZM241 124L243 125V123H241ZM244 124H245V123H244ZM256 124H257V123H256ZM120 125H121V122H120ZM131 125H133V124L131 123ZM135 125H136V124H135ZM235 125H236V124H235ZM106 126H107V125H106ZM137 126H138V125H137ZM141 126H142V124H141ZM168 126H169V125H168ZM185 126H184V127H185ZM232 126H234V125L232 124ZM247 126H250L251 129L253 128V124H252V126H251V125H247ZM256 126H257V125H256ZM256 126H255V130H256ZM259 126H260V123H259ZM259 126H257V127H259ZM190 127H189V128H190ZM223 127H224V126H223ZM225 127L229 128V126H225ZM235 127L238 128V125H237V126H234V130L237 129V128H235ZM240 127H241V126H240ZM262 127H261V130L258 128L256 131L259 132V130H260V131L264 132V131L262 130L264 127H263V128H262ZM115 128H116V127H115ZM185 128H187V127H185ZM210 128H211V127H210ZM227 128H226V129H227ZM241 128H243V127H241ZM241 128H240V129H241ZM106 129H107V128H106ZM121 129H122V128H120V130H121ZM170 129H171V128H170ZM251 129H250V130H251ZM228 130H229V134H230V129H228ZM234 130H233V132H234ZM238 130H239V129H238ZM238 130H236V131L238 132ZM245 130L248 131V133L250 132L249 129L247 130V128H246ZM253 130H254V129H253ZM253 130H252V131H253ZM223 131H225V129L222 130V133H224ZM231 131H232V129H231ZM252 131H251V132H252ZM256 131H255V132H256ZM33 132H34V133H33ZM237 132H236V134H237ZM242 132H243V134H245V133H244V129H243ZM242 132H240V130H239V133H241L240 136H243ZM28 133H29V132H28ZM227 133H228V132H227ZM227 133H226V135H227ZM234 133H235V132H234ZM239 133H238V134H239ZM180 134H181V132H175L173 135H175V136H179ZM251 134L253 135L254 133H251ZM255 134H256V133H255ZM154 135H155V133H154ZM154 135H153V136H154ZM169 135H170V134H169ZM230 135H231V134H230ZM230 135H227V136H229V138H230L229 140H231V142H234L235 140H232V139H235V137H237L236 139H237L238 141L236 140L234 143H236V142L238 143V142H240V141L242 140L243 142H242V141H241V142L245 144V142H244V138H245V137H244V136H243L244 138H243V137H240V138H242V139H240V141H239L238 136L232 134V137H230ZM233 135H234L235 137H234ZM256 135H258V133H257ZM259 135H260V133H259ZM153 136H152V137H153ZM156 136H157V135H156ZM193 136H195V138H194L195 140H198V139H199V133H198L197 131L194 132V135H193ZM247 136H248V135L246 134V137H247ZM260 136H262V138H263V137H264V134H262V135H260ZM260 136H259V138H260ZM31 137H32V136H31ZM135 137H136V136H135ZM150 137H151V136H150ZM161 137H162V136H161ZM167 137L169 138L170 136H166V138H167ZM233 137H234V138H233ZM249 137H250V135H249ZM249 137H247V138H249ZM115 138H116V139H115ZM140 138H141V137H140ZM186 138H187V137H186ZM231 138H232V139H231ZM250 138H251V137H250ZM250 138H249V139H250ZM253 138H255V137L253 136ZM253 138H251V139H253ZM259 138L256 137L257 140H258ZM114 139H115V140H114ZM151 139H152V138H151ZM153 139H154V138H153ZM175 139L177 140V138H175ZM256 139H254L253 141H255ZM17 140H18V139H17ZM164 140H165V139H164ZM164 140H163V141H164ZM166 140H167V139H166ZM186 140H187V139H186ZM259 140H261V138H260ZM168 141H169V140H168ZM210 141H211V140H210ZM245 141H248V140L245 139ZM253 141H251V142H253ZM263 141H264V138H263ZM263 141H262V143H263ZM24 142H25V141H24ZM28 142H29V141H28ZM38 142H36L37 145H38ZM169 142H170V141H169ZM171 142H172V141H171ZM180 142H181V141H180ZM241 142H240V143H241ZM255 142H257V141H255ZM258 142H259V144L261 143L260 141H258ZM258 142H257V143H258ZM36 143H35V144H36ZM246 143H250V142H246ZM257 143H256V146H257ZM174 144H175V143H174ZM187 144H188V143H187ZM187 144H186V145H187ZM252 144L255 145L254 143H252ZM252 144L250 143V145H252ZM40 145H39V146H40ZM77 145H78V144H77ZM77 145H76L75 147L78 148V147L80 146V144H79L78 146H77ZM85 145H84V146H85ZM123 145H124V146H123ZM180 145H181V144H180ZM189 145H190V144H189ZM212 145H213V144H212ZM235 145H236V144H235ZM235 145H234V147H235ZM238 145H239V143L237 144V146H238ZM240 145H241V144H240ZM240 145H239V146H240ZM261 145H262V144H261ZM263 145H264V143H263ZM42 146H40L39 148H41ZM66 146H65V147H66ZM73 146H72V147H73ZM155 146H154V147H155ZM172 146H173V145H172ZM246 146H247V145H246ZM4 147H5V146H4ZM35 147H36V146H35ZM67 147H66V148H67ZM86 147H87V146H86ZM92 147H90V148H92ZM150 147L152 148L153 146H150ZM187 147H188V146H187ZM216 147H217V146H216ZM218 147H219V146H218ZM226 147H228V146L226 145ZM251 147H252V146H251ZM7 148H8V147H7ZM77 148H76V149H77ZM82 148H84V147H80V149H82ZM127 148H125L124 150H126ZM184 148H185V147H184ZM236 148H238V147H236ZM240 148H241V147H240ZM261 148H262V147H261ZM27 149H28V148H27ZM45 149H44V150H45ZM47 149H46L45 151H47ZM62 149H63V148H62ZM64 149H65V148H64ZM64 149H63V150H64ZM84 149H85V148H84ZM99 149H98L97 151H98V153L100 152L101 154H102V153L104 154V152L106 151V150H105L104 152H101L102 150H101V149L99 150ZM141 149H142V148H141ZM149 149H150V148H149ZM188 149H189V148H188ZM193 149H195V145H194V148H193ZM234 149H235V148H234ZM263 149H264V146H263ZM3 150H4V148H3ZM9 150H10V149H9ZM28 150H29V149H28ZM73 150H74V148H73ZM78 150H79V149H78ZM152 150H153V149H152ZM157 150H158V149H157ZM167 150H168V149H167ZM176 150H178V148H177ZM246 150H247V149H246ZM32 151H33V150H32ZM65 151H66V150H65ZM83 151H84V150H83ZM127 151H128V149H127ZM155 151H156V150H155ZM158 151H159V153H160V149H159ZM190 151H192V150H190ZM211 151H212V150H211ZM225 151H226V150H225ZM244 151H245V150H244ZM3 152H4V151H3ZM20 152H21V151H20ZM40 152H41V150H40ZM49 152L52 153V151H51L50 149H49ZM49 152H48L47 154H49ZM54 152H55V151H54ZM54 152H53V154L50 153V155H53V156L55 157V156H57V154L54 155ZM89 152H91V151H89ZM95 152H96V151H95ZM95 152H94V153H95ZM130 152H131V151H130ZM133 152H134V151H133ZM143 152H144V149H143ZM151 152H152V151H151ZM166 152H167V151H166ZM166 152H165V153H166ZM170 152H171V151H170ZM176 152H177V151H176ZM186 152H187V151H186ZM233 152H234V151H233ZM235 152H236V151H235ZM262 152H263V156H264V151H262ZM7 153H8V152H7ZM22 153H23V152H22ZM22 153H21V154H22ZM30 153H32V152H30ZM61 153H62V152H61ZM98 153H97V154H98ZM122 153L124 154V151H123ZM122 153H121V154H122ZM162 153H164V150H162ZM230 153H232V152H230ZM239 153H240V152H239ZM253 153H254V152H253ZM259 153H260V152H259ZM2 154H3V153H2ZM21 154H20V155H21ZM23 154H24V153H23ZM23 154H22V155H23ZM36 154H37V153H36ZM39 154H40V153H39ZM45 154H46V153H45ZM82 154H83V152H82ZM92 154H93V151H92V153H91L90 156H92ZM95 154H96V153H95ZM101 154H100V155H101ZM107 154H109V152H107ZM115 154H116V153H115ZM117 154H118V153H117ZM125 154H126V153H125ZM147 154H148V153H147ZM167 154H168V153H167ZM215 154H216V153H215ZM219 154H220V153H219ZM226 154H227V153H226ZM254 154H255V153H254ZM29 155H30V154H29ZM31 155H32V154H31ZM50 155H48V157H46V158H48V159L52 158V159H53L54 157H52V156H50ZM74 155H75V153H74ZM79 155L81 156V154H79ZM93 155H94V154H93ZM104 155H106V154H104ZM110 155H111V154H110ZM118 155H119V154H118ZM133 155H135V154H133ZM156 155H157V154H156ZM160 155H161V153H160ZM162 155H163V154H162ZM188 155H189V154H188ZM230 155H231V154H230ZM232 155H233V154H232ZM238 155H240V154H238ZM6 156H7V155H6ZM32 156H34V155H32ZM35 156H37V155H35ZM43 156H45V155H43ZM49 156H50V158H49ZM68 156H69V155H68ZM70 156H71V154H70ZM70 156H69V158H70ZM76 156H78V155H76ZM80 156H79V157H80ZM83 156H84V155H83ZM83 156H82V157H83ZM90 156H89V157H90ZM95 156H96V155H95ZM127 156H128V154H127ZM167 156H168V155H167ZM167 156H166V157H167ZM253 156H254V155H253ZM259 156H260V155H259ZM7 157H8V156H7ZM22 157H24V156H22ZM58 157L60 158V160H61V158H62V160H63V158H64L63 156L61 157V155L58 156ZM72 157H73V156H72ZM79 157H78V158H79ZM82 157H80V158H82ZM101 157H102V155H101ZM103 157H104V156H103ZM112 157H113V156H112ZM114 157H115V155H114ZM114 157H113V158H114ZM117 157H118V156H117ZM123 157H124V156H123ZM131 157H133V156H131ZM143 157H144V156H143ZM154 157H155V156H154ZM182 157H183V156H182ZM224 157H225V156H224ZM241 157H242V155H241ZM247 157H248V156H247ZM39 158H40V156H39ZM43 158H44V157H43ZM43 158H41V159H43ZM55 158H56V157H55ZM65 158H66V157H65ZM69 158H68V159H69ZM96 158H97V157H96ZM99 158H100V156H99ZM126 158H127V157H126ZM176 158H177V156H176ZM180 158H181V157H180ZM186 158H187V157H186ZM227 158H228V157H227ZM233 158H235V157H233ZM242 158H243V157H242ZM263 158H264V157H263ZM8 159H9V158H8ZM19 159H20V158H19ZM35 159H36V157H35ZM37 159H38V158H37ZM56 159H58V158H56ZM56 159L54 160L53 163L56 162V166H57V164H59V163L56 161ZM75 159L77 160V157H76ZM75 159H74V157H73V158H70V161H71V160H74V164H75ZM124 159H125V158H124ZM161 159H162V158H161ZM220 159H223V158H220ZM228 159H229V158H228ZM230 159H231V158H230ZM248 159H249V158H248ZM30 160H32V158H31ZM39 160H40V159H39ZM39 160H38V161H39ZM62 160H61L62 163H63V162L66 163V161H64V160L62 161ZM66 160H67V159H66ZM87 160H88V159H87ZM117 160H118V159H117ZM120 160H121V158H120ZM136 160L138 161V159H136ZM187 160H188V159H187ZM187 160H186V161H187ZM194 160H195V159H194ZM237 160H238V159H237ZM8 161H9V160H8ZM20 161H21V160H20ZM33 161H34V160H33ZM45 161H46V160H45ZM45 161H43V162H40V161H39V162H40V163H44ZM52 161H53V160H52ZM67 161H68V160H67ZM105 161H106V160H105ZM127 161H128V160H127ZM156 161H157V159H156ZM222 161H223V160H222ZM230 161H231V160H230ZM235 161H236V160H235ZM1 162H2V161H1ZM39 162H38V164H40ZM50 162H51V161H50ZM71 162H72V161H71ZM149 162H150V161H149ZM152 162H153V160H152ZM154 162H155V160H154ZM160 162H161V161L159 160V163H160ZM163 162H164V161H163ZM177 162H178V160H177V161H173L172 164H176ZM236 162H237V161H236ZM252 162H253V161H252ZM262 162H263V160H262ZM2 163H3V162H2ZM25 163H26V161L24 162V164H25ZM33 163H34V165H35L37 162H33ZM53 163H52V164H53ZM67 163H68V162H67ZM79 163H80V162H79ZM79 163H78V164H79ZM85 163L87 164V162H85ZM88 163H90V162H88ZM103 163H106V162H103ZM178 163H179V162H178ZM186 163H187V162H186ZM215 163H216V162H214V164H215ZM241 163H242V162H241ZM243 163H245V162H243ZM257 163H258V162H257ZM9 164H11V163H9ZM13 164H14V163H13ZM20 164H21V163H20ZM38 164H36V165H38ZM44 164H46V162H45ZM49 164H50V163H49ZM52 164H51V165H52ZM68 164H70V162H69ZM71 164H72V163H71ZM71 164H70V165H71ZM86 164H85V166H86ZM90 164H91V163H90ZM115 164H117V163H115ZM139 164H140V163H139ZM154 164H155V163H154ZM162 164H163V163L161 162V165H162ZM164 164H165V163H164ZM172 164H171V165H172ZM222 164H223V163H222ZM226 164H228V163L226 162ZM238 164H239V163H238ZM0 165H1V164H0ZM34 165H33V166H34ZM42 165H43V164H42ZM51 165H50V168L53 167V166H51ZM54 165H55V164H54ZM63 165H64V163L62 164V167H63ZM80 165H84V162H83V163L81 162ZM105 165H106V164H105ZM107 165H108V164H107ZM109 165H111V163H109ZM132 165H133V163H132ZM135 165H136V164H135ZM144 165H145V164H144ZM150 165H151V164H150ZM192 165H193V164H192ZM239 165H240V164H239ZM245 165H246V164H245ZM40 166H41V165H40ZM66 166H67V164L65 165V167H66ZM75 166H76V165H75ZM77 166H79V165H77ZM85 166H83V167H85ZM92 166H93V163H92ZM159 166H160V165H159ZM159 166H158V167H159ZM188 166H189V165H188ZM209 166H211V165H209ZM220 166H221V165H220ZM222 166H223V165H222ZM228 166H229V165H228ZM233 166H234V165H233ZM236 166H237V165L235 164V167H236ZM256 166H257V165H256ZM9 167H10V166H9ZM11 167H13V166H11ZM34 167H36V166H34ZM43 167H44V166H43ZM45 167H48V166L45 165ZM45 167H44V168H45ZM54 167H55V166H54ZM54 167H53V168H54ZM59 167L61 168V166H59ZM59 167H58V168H55V169H60ZM67 167H68V166H67ZM67 167H66V168H67ZM72 167H73V166H72ZM72 167H71V168H72ZM93 167H94V166H93ZM102 167H103V166H102ZM118 167H119V166H118ZM146 167H147V166H146ZM148 167H150V166H148ZM153 167H154V166H153ZM158 167H157V168H158ZM162 167H163V165H162ZM216 167H217V166H216ZM225 167H226V166H225ZM238 167H239V166H238ZM246 167H247V166H246ZM260 167H261V166H260ZM24 168H25V167H24ZM44 168H43V170H44ZM53 168H52V169H53ZM85 168H86V167H85ZM87 168H88V167H87ZM139 168H140V167H139ZM151 168H152V167H151ZM174 168H175V167H174ZM177 168H178V167H177ZM212 168L214 169L215 167H212ZM222 168H223V167H222ZM230 168H231V166H230ZM233 168H234V167H233ZM248 168H249V167H248ZM2 169H3V168H2ZM6 169H7V168H6ZM11 169H12V168H11ZM16 169H17V167H16ZM20 169H21V168H20ZM40 169H41V168H40ZM55 169H54V170H55ZM69 169H70V167H69ZM74 169H76V168H74ZM74 169H73V170H74ZM77 169H79V168H77ZM82 169H83V168H82ZM101 169H102V168H101ZM146 169H147V168H146ZM146 169H144V170H146ZM184 169H185V167H184ZM213 169H212V170H213ZM217 169H218V167H217ZM226 169H227V168H226ZM226 169H225V170H226ZM260 169H261V168H260ZM9 170H10V169H9ZM17 170H18V169H17ZM25 170H26V169H25ZM37 170H39V169H37ZM49 170H51V169H48L47 171H49ZM60 170H61V169H60ZM66 170H67V169H66ZM85 170H86V169H85ZM119 170H120V169H119ZM147 170H148V169H147ZM169 170L172 171V169H169V167H168L167 169H163L161 172H159V179H160V176H161V175H165L167 172H169ZM174 170H175V169H174ZM182 170H183V169H182ZM209 170H210V169H209ZM218 170H219V169H218ZM231 170H232V169H231ZM233 170H234V169H233ZM238 170H239V169H238ZM14 171H15V170H14ZM27 171H28V169L26 170V173H27ZM52 171H53V170H52ZM55 171H56V170H55ZM62 171H63V170H62ZM71 171H72V170H71ZM74 171H75V170H74ZM78 171H79V172H82L81 170H78ZM78 171H77V172H78ZM83 171H84V170H83ZM105 171H106V170H105ZM107 171L109 172L110 170L107 169ZM124 171H125V170H124ZM184 171H185V170H184ZM219 171H220V170H219ZM223 171H224V170H223ZM244 171H245V170H244ZM256 171H257V170H256ZM262 171H263V170H262ZM7 172L9 173V171H7ZM10 172H11V170H10ZM20 172H21V171H20ZM40 172H41V171H40ZM56 172H57V171H56ZM58 172H60V171H58ZM79 172H78V174H79ZM93 172H94V171H92L91 173H93ZM95 172H96V171H95ZM95 172H94V173H95ZM101 172H102V171H101ZM148 172H149V171H148ZM172 172H173V171H172ZM174 172H175V171H174ZM235 172H236V170H235ZM248 172H250V171H248ZM252 172H253V171H252ZM254 172H255V171H254ZM31 173H32V172H31ZM35 173H36V172H35ZM35 173H33V174L35 175ZM37 173L39 174L38 171H37ZM45 173H46V172H45ZM60 173H62V172H60ZM60 173H59V174H60ZM64 173H65V172H64ZM66 173H67V172H66ZM73 173H74V172H73ZM73 173H72V174H73ZM104 173H105V172H104ZM142 173H143V172H142ZM142 173H141V174H142ZM207 173H208V172H207ZM210 173H214V172H209V174H210ZM215 173L218 174V172H216V171H215ZM215 173H214V174H215ZM222 173H223V172H222ZM237 173H238V172H237ZM240 173L242 174V172H240ZM240 173H239V174H240ZM9 174H10V173H9ZM28 174H29V173H27V175H28ZM43 174H44V173H43ZM48 174H49V173H48ZM50 174L52 175L53 173L50 172ZM50 174H49V175H50ZM151 174H152V173H151ZM175 174H176V173H175ZM182 174H183V173H182ZM219 174L221 175L220 172H219ZM252 174H253V173H252ZM262 174H263V173H262ZM5 175H6V174H5ZM19 175H20V174H19ZM44 175H45V174H44ZM44 175H43V176H44ZM55 175H56V174H55ZM64 175H66V174H64ZM82 175L84 176V174H82ZM88 175H89V174H88ZM95 175H96V174H95ZM127 175H128V174H127ZM142 175H143V174H142ZM145 175H146V173H145ZM149 175H150V174H149ZM166 175H167V174H166ZM186 175H187V174H186ZM229 175H230V174H229ZM232 175H233V174H232ZM260 175H261V173H260ZM24 176H25V175H24ZM30 176H31V174H30ZM32 176H33V175H32ZM58 176H59V175H58ZM60 176H61V174H60ZM60 176H59V177H60ZM72 176H73V175H72ZM79 176H80V175H79ZM83 176H81V177H83ZM90 176H92V175H90ZM138 176H140V174H139ZM143 176H144V175H143ZM154 176H155V175H154ZM202 176H203V175H202ZM204 176H206V173H205ZM204 176H203V177H204ZM216 176H217V175H216ZM224 176H225V175H224ZM226 176H227V175H226ZM233 176H234V175H233ZM235 176H236V174H235ZM246 176H248V175H246ZM253 176H254V174H253ZM38 177H40V176H38ZM45 177H46V176H45ZM48 177H49V176L47 175V178H48ZM55 177H56V176H55ZM62 177H63V176H62ZM64 177H65V176H64ZM69 177H70V176H69ZM77 177H78V176H77ZM107 177H108V176H107ZM175 177H176V176H175ZM180 177H181V176H180ZM209 177H210V176H209ZM209 177H208V178H209ZM211 177H212V176H211ZM218 177H219V175H218ZM221 177H222V176H221ZM231 177H232V176H230V178H231ZM241 177H242V176H241ZM257 177H258V175H257ZM263 177H264V176H263ZM2 178H3V177H2ZM9 178H10V177H9ZM12 178H13V177H12ZM18 178H19V177H18ZM28 178H29V177H28ZM41 178H42V177H41ZM79 178H80V177H79ZM79 178H77V179H79ZM83 178H84V177H83ZM87 178H88V177H87ZM146 178H147V176H146ZM204 178H206V177H204ZM226 178H227V177H226ZM233 178L236 179L235 177H233ZM233 178H232V179H233ZM237 178H238V176H237ZM246 178H247V177H246ZM249 178H250V177H249ZM259 178H260V177H259ZM13 179H14V178H13ZM19 179H20V178H19ZM23 179L25 180V178H23ZM43 179H44V178H43ZM50 179H51V178H50ZM54 179H55V178H54ZM80 179L82 180V178H80ZM80 179H79V180H80ZM84 179H86V178H84ZM90 179H91V178H90ZM102 179H103V178H102ZM115 179H116V178H115ZM138 179H139V178H137V179L135 178L134 180L139 181ZM142 179H143V178H142ZM167 179H168V178H167ZM210 179H211V178H210ZM213 179H214V178H213ZM232 179H231V180H232ZM256 179H257V178H256ZM260 179H262V178H260ZM260 179H259V180H260ZM0 180H1V179H0ZM8 180H9V179H8ZM32 180H33V179H32ZM60 180H61V178H60ZM87 180H88V179H87ZM98 180H99V179H98ZM173 180H174V178H173ZM173 180H172V181H173ZM223 180H224V179H223ZM239 180H240V179H239ZM252 180H253V179H252ZM252 180H251V181H252ZM262 180H263V179H262ZM1 181H3V179H2ZM10 181H11V180H10ZM15 181H16V180H15ZM34 181H35V180H34ZM72 181H73V180H72ZM75 181H78V180L75 179ZM137 181H136V182H137ZM165 181H167V180H165ZM192 181H193V179H192V180L190 179V180L186 181V182H185L182 186H180V187H178V185H176V186L173 188V191H174V192L179 191V190L182 189L185 185L191 183ZM204 181H205V183H206V180H204ZM204 181H202V183H203ZM208 181H209V180H208ZM211 181H212V180H211ZM219 181H220V179H219ZM254 181H255V180H254ZM254 181H253V183H254ZM7 182H8L7 184H9V181H7ZM18 182H19V181H18ZM20 182H22V181H20ZM43 182H44V181H43ZM45 182H46V181H45ZM48 182H49V181H48ZM53 182H54V181H53ZM55 182H56V181H55ZM57 182H58V181H57ZM79 182H80V181H79ZM81 182H82V181H81ZM81 182H80V183H81ZM84 182H85V181H84ZM117 182H118V181H117ZM195 182H196V181H195ZM198 182H199V181H198ZM247 182H248V181H247ZM3 183H4V182H3ZM10 183H11V182H10ZM22 183H23V182H22ZM29 183L31 184V180L29 181ZM73 183H74V182H73ZM82 183H83V182H82ZM82 183H81V185H82ZM118 183H119V182H118ZM128 183H130V182H128ZM138 183H139V182H138ZM138 183H137V184H138ZM168 183H169V182H168ZM213 183H214V181H213ZM220 183H221V182H220ZM228 183H229V182H227V184H228ZM230 183H233V181L230 182ZM230 183H229V184H230ZM239 183H240V181H239ZM249 183H251V182H248L247 184H249ZM256 183H258V181H256ZM260 183H261V182H260ZM263 183H264V182H263ZM12 184H13V183H12ZM26 184H27V183H26ZM32 184H33V183H32ZM34 184L36 185V183H34ZM50 184H51V183H50ZM60 184H61V183H60ZM71 184H72V183H71ZM94 184H95V183H94ZM137 184H136V185H137ZM141 184H142V183H141ZM145 184H146V183H145ZM157 184H158V183H157ZM169 184H170V183H169ZM206 184H207V183H206ZM240 184H241V183H240ZM242 184H243V183H242ZM251 184H252V183H251ZM251 184H250V185H251ZM18 185H20V184H18ZM42 185H43V184H42ZM58 185H59V184H58ZM58 185H57V186H58ZM63 185H64V184H63ZM87 185H88V184H87ZM89 185H90V184H89ZM116 185L118 186L119 184H116ZM121 185H123V184H121ZM128 185H129V184H128ZM130 185H131V184H130ZM139 185H140V184H139ZM142 185H143V184H142ZM142 185H141V186H142ZM217 185H218V184H217ZM224 185H225V184H224ZM233 185H234V184H233ZM250 185H249V186H250ZM252 185H253V184H252ZM259 185H260V184H259ZM8 186H10V185H8ZM54 186H55V185H54ZM59 186H60V185H59ZM61 186H62V185H61ZM65 186H66V185H65ZM65 186H64V187H65ZM79 186H80V184H79ZM169 186H170V185H169ZM194 186H195V185H194ZM215 186H216V184H215ZM238 186H239V184H238ZM12 187H13V186H12ZM15 187H16V184H15ZM18 187H19V186H18ZM20 187H21V185H20ZM20 187H19V188H20ZM44 187H45V186H44ZM68 187H69V186H68ZM68 187H66V188H68ZM80 187H81V186H80ZM80 187H79V188H80ZM83 187H85V186H83ZM88 187H89V186H88ZM99 187H100V186H99ZM107 187H108V185L106 184V190H107ZM109 187H111V186L109 185ZM112 187H113V186H112ZM121 187H122V186H121ZM123 187L125 188L126 186H123ZM132 187H133V186H132ZM163 187H164V186H163ZM206 187H207V186H206ZM227 187H229V186H227ZM233 187H235V186H233ZM250 187H254V186H250ZM255 187H257V186H255ZM258 187H259V186H258ZM36 188H37V187H36ZM48 188H49V187H48ZM48 188H46V189H48ZM50 188H51V187H50ZM50 188H49V189H50ZM52 188H54V187H52ZM73 188H75V187H73ZM73 188H72V189H73ZM92 188H93V187H92ZM100 188H101V187H100ZM114 188H115V187H114ZM124 188H123V189H124ZM216 188H217V187H216ZM219 188H220V187H219ZM229 188H232V187H229ZM229 188H228V189H229ZM236 188H237V187H236ZM238 188H239V187H238ZM238 188H237V189L233 188L234 192H236V190H237V192H239V191H238ZM259 188H260V187H259ZM259 188H258V190L260 191L261 189H259ZM1 189H2V188H1ZM17 189H18V188H17ZM27 189H28V188H27ZM37 189H38V188H37ZM40 189H41V188H40ZM42 189H43V188H42ZM42 189H41V190H42ZM62 189H63V188H62ZM69 189H70V188H69ZM69 189H68V190H69ZM76 189H77V186H76ZM84 189H86V188H84ZM84 189H83V190H84ZM96 189H97V188H96ZM101 189H105V188H101ZM108 189H109V188H108ZM111 189H112V188H111ZM137 189H138V187H137ZM220 189H221V188H220ZM243 189H244V188H243ZM248 189H249V188H247V190H248ZM254 189H255V188H254ZM256 189H257V188H256ZM8 190H9V189H8ZM11 190H13V189L11 188ZM15 190H16V189H15ZM21 190H22V189H21ZM31 190H32V189H31ZM53 190H54V189H53ZM68 190H67V192L71 191V189H70L69 191H68ZM97 190H99V188H98ZM113 190H114V189L111 190L112 193L114 192ZM115 190H117V189L115 188ZM121 190H122V188H121ZM142 190H143V189H142ZM207 190H208V189H207ZM210 190H211V189H210ZM226 190H227V189H226V186H225V190H224L225 193H226ZM233 190H232V191H233ZM245 190H246V189H245ZM250 190H251V189H250ZM258 190H257V191H258ZM262 190H264V186H263V185H262ZM4 191H5V190H4ZM4 191H1V192H4ZM37 191H38V190H37ZM39 191H40V190H39ZM45 191H46V190H45ZM54 191H55V190H54ZM54 191H53V192H54ZM56 191H58V188L56 189ZM56 191H55V192H56ZM62 191L64 192V194H63ZM73 191H74V190H73ZM76 191H77V190H76ZM85 191H86V190H85ZM95 191H96V190H95ZM101 191H102V190H100V192H101ZM129 191H130V190H129ZM222 191H223V190H222ZM228 191H229V190H228ZM253 191H254V190H253ZM257 191H255V192H257ZM6 192H7V191H6ZM6 192H5V195H6L7 193L10 195L9 192H7V193H6ZM12 192H13V191H12ZM19 192L22 193V191H20V189H19ZM32 192H33V191H30V193H32ZM34 192H35V191H34ZM34 192H33V193H34ZM41 192H43V191H41ZM41 192H40V193H41ZM46 192H47L48 194L46 193L47 196H46V195H44V196L48 197L49 195H51V191L48 192V190H47ZM53 192H52V196L56 194L55 192H54L55 194H53ZM58 192H61L62 195H65V192H66V191H65V190H61V191H58ZM67 192H66V197L62 196L61 193H60V195H61L63 198H68V197H67V196H68V195H67V194H68ZM77 192H78V191H77ZM86 192H87V191H86ZM86 192H85V195H86ZM92 192H94V190H93ZM96 192H97V191H96ZM96 192H95V193H96ZM98 192H99V191H98ZM98 192H97V193H98ZM103 192H104V191H103ZM103 192H101V193H103ZM119 192H120V190H119ZM121 192H122V191H121ZM201 192H202V191H201ZM220 192H221V191H220ZM241 192H243V190H242ZM241 192H240V193H241ZM250 192H251V191H250ZM260 192H262V191H260ZM260 192H258V194H259ZM14 193H17V192H14ZM21 193H20V195H22ZM35 193H36V192H35ZM35 193H34V194H35ZM37 193H38V192H37ZM49 193H50V194H49ZM78 193H79V192H78ZM82 193H83V192H82ZM109 193H110L109 190H108V192H105L106 195H109ZM115 193H116V191H115ZM115 193H113V194H115ZM127 193H128V191H127ZM129 193H130V192H129ZM134 193H135V192H134ZM203 193H204V192H203ZM215 193H216V192H215ZM217 193H218V192H217ZM222 193H223V192H222ZM222 193H221V194H222ZM225 193H224L222 196H225V195H226ZM227 193H228V192H227ZM229 193H230V194H229ZM229 193H228V194H229L230 196H231V195H232V196L234 195V197H235V195L237 194V193L234 194L233 192H230V191H229ZM231 193H233V194H231ZM240 193H239V195H241ZM246 193H248V191H247ZM262 193H264V191H263ZM3 194H4V193H2L1 195H3ZM17 194L19 195V193H17ZM17 194H16V195H17ZM24 194H25V193H24ZM34 194H33V195H34ZM57 194H58V193H57ZM70 194H71V192H70ZM72 194H74V192H72ZM79 194H80V193H79ZM91 194H92V193H91ZM103 194H104V193H103ZM110 194H111V193H110ZM113 194H112V196H113ZM117 194H118V193H117ZM124 194H125V193H124ZM158 194H159V193H158ZM218 194H220V193H218ZM221 194H220V196H221ZM228 194H227V197L229 196ZM252 194H253V193H252ZM256 194H257V193H256ZM9 195H8V196H9ZM18 195H17V196H18ZM20 195H19V198L21 197ZM26 195H28V194H26ZM36 195H37V194H36ZM39 195H40V194H39ZM39 195H38V196H39ZM41 195H42V193H41ZM41 195H40L39 197H42ZM60 195H58V196H59V198L61 199L62 197H61ZM75 195H76V194H75ZM75 195H74V196H75ZM80 195H82V194H80ZM85 195L83 194L82 196H80L81 198H83V200L79 198V195H78L77 197H78L82 202L84 201V203H85V202L87 201V203H88V200H87V199H88V196H87V195H86L87 198H85L86 200H84V196H85ZM96 195H98V194H95V196H96ZM100 195H101V194H100ZM118 195H120V194H118ZM121 195H122V194H121ZM195 195H196V194H195ZM254 195H255V194H254ZM259 195H260V194H259ZM259 195H257V196L259 197ZM11 196H12L14 199H15V197H16V196H14L12 193H11V195H10V198H11ZM29 196H30V195H29ZM44 196H43V197H44ZM52 196H50V197H51V198H50L51 201L48 200V199H47V201L54 202V200L52 201L53 197H54V199H55V201H56L57 198H56L55 196H53V197H52ZM58 196H57V197H58ZM71 196H72V195H71ZM74 196H73V197H74ZM109 196L111 197V195H109ZM114 196H115V195H114ZM125 196H126V195H125ZM140 196H141V195H140ZM177 196H178V195H177ZM208 196H209V195H208ZM215 196H216V195H215ZM244 196H245V195H244ZM247 196H251V194H250V195L247 194ZM6 197H7V196H6ZM22 197H23V196H22ZM25 197H26V196H25ZM25 197H24V198H25ZM32 197H33V196H31V198H32ZM34 197H35V195H34ZM39 197H38V199H37L36 197H35V198H36L37 200L42 199V198H39ZM46 197H45V199H46ZM100 197H102V195L99 196L98 198H100ZM106 197H107V196H106ZM106 197H105V198L102 197L100 202L104 201V200L106 199ZM110 197H109V198H110ZM119 197H120V196H119ZM136 197H137V196H136ZM156 197H157V196H154V199H156ZM206 197H207V195H206ZM216 197H217V196H216ZM225 197H226V196H225ZM225 197H223V198H225ZM238 197H239V196H238ZM255 197H256V195H255ZM8 198H9V197H8ZM10 198H9V199H10ZM13 198L10 199V200H12L14 203H18V204L20 203V202H19L20 199H17V198H16L15 201L18 200V202H15ZM48 198H49V197H48ZM63 198H62V199H63ZM69 198H71V199L69 200ZM69 198L66 199V200H68L69 203H71V201H73V199H72V197H69ZM74 198H76V196H75ZM91 198H93V197L91 196ZM94 198H95V201H96V200H97L96 197H94ZM94 198H93V200H94ZM122 198H123V196H122ZM122 198H120V199H122ZM128 198H129V197H128ZM130 198H131V197H130ZM181 198H182V197H181ZM189 198H190V197H189ZM201 198H202V197H201ZM218 198H219V196H218ZM218 198H217V199H218ZM230 198H231V197H230ZM235 198H236V197H235ZM243 198H245V197H243ZM248 198H249V197H248ZM253 198H254V197H253ZM260 198H261V196H260ZM0 199H1V200H0L1 203L4 202V199H3L2 197H0ZM2 199H3V200H2ZM21 199H22V198H21ZM26 199H27V198H26ZM36 199H35V201H37ZM102 199H104V200H102ZM110 199H111V198H110ZM124 199H125V198H124ZM124 199H123V200H124ZM208 199H209V198H208ZM256 199H258V198H256ZM262 199H263V198H261L260 200H262ZM7 200H8V199H7ZM10 200H8L7 203L4 202L1 206L4 207V206L7 205V204L9 205V204L12 202V201H10ZM30 200H31V202H29V203L32 204V201H34V200H32V199H30ZM30 200H29V201H30ZM58 200H59V199H58ZM58 200H57V204H58ZM66 200H65V201H66ZM99 200H100V199H99ZM113 200H114V199H113ZM113 200H112V201H113ZM123 200H122V201H123ZM125 200H126V199H125ZM205 200H207V198H206ZM230 200H231V199H230ZM232 200H234V198H233ZM244 200H245V199H244ZM244 200H243V201H244ZM246 200H247V199H246ZM9 201H10V203H8ZM35 201H34V202H35ZM41 201H42V203H43L44 200L37 201V202H39V203H37V204H34V203H33L32 206H30V207L32 208L31 210H36V211H37V208H38V210L40 211V208H41V212L43 213V208H42L41 206L44 205V203H43V204H42V203L40 204ZM61 201H62V200H61ZM81 201H79V204H80ZM95 201H93V202L96 203V205L98 204L97 206H100L99 204H101V203H100V202L98 203V202H95ZM97 201H98V200H97ZM118 201H120V200H118ZM126 201H127V200H126ZM193 201H194V200H193ZM217 201H218V200H216V203H217ZM223 201H224V200H223ZM223 201H222V204H223ZM248 201H251V199H250V200L248 199ZM248 201H247V202H248ZM255 201H256V200H255ZM24 202H26V201H24ZM44 202H45V201H44ZM63 202H64V200H63ZM66 202H67V201H66ZM66 202H65V203H66ZM75 202H76V200H75ZM82 202H81V203H82ZM106 202H107V201H106ZM110 202H111V201H110ZM110 202L107 203V204H111ZM115 202H117V201L115 200ZM123 202H124V201H123ZM196 202H197V201H196ZM196 202H195V203H196ZM200 202H201V201H200ZM200 202H199V203H200ZM206 202H207V201H206ZM213 202H214V201H211L212 204H213ZM218 202H220V201H218ZM235 202H240V201L237 200V201H235ZM241 202H242V201H241ZM244 202H245V201H244ZM14 203H12V204H13V207H12V208H11L12 204H10V205H11L10 208L13 209V210H11L10 208H9V209H10V211H12V213L14 212V215H15V213L19 214V210H20V208H21V207H19V206H22V205H21L22 202H21V204L18 206L19 208L15 206V208L19 209V210H17V212L15 211L16 209L14 208V205H15ZM69 203H67V204H69ZM73 203H74V201H73ZM77 203H78V200H77L76 204H77ZM84 203H82V205H83ZM102 203H104V204H102V205L105 206V202H102ZM125 203H126V202H125ZM128 203H129V202H128ZM181 203H182V201H181ZM184 203H185V202H184ZM186 203H189V204H187V205L189 206L191 202H187V200H186ZM186 203H185V205H186ZM203 203H204V202H203ZM209 203H210V202H209ZM214 203H215V202H214ZM231 203H234V202H231ZM259 203H260V202H259ZM4 204H5V205H4ZM38 204H39V206H40V205H41V206H40V207H36ZM47 204L51 205V203H49V202H48ZM57 204H56V202H55V206H56ZM59 204H60V203H59ZM79 204H78V205H79ZM85 204H86V203H85ZM92 204H93V203H92ZM182 204H183V203H182ZM182 204H181V205H182ZM191 204H192V203H191ZM197 204H198V203H197ZM205 204H206V203H205ZM228 204H229V202H228ZM234 204H237V203H234ZM234 204H231V205L233 206ZM246 204H247V203H246ZM251 204H252V203H251ZM8 205H7V206H8ZM16 205H17V204H16ZM53 205H54V204H53ZM53 205H52V208L54 207ZM60 205L62 206V203H61ZM74 205H75V204H73V206H74ZM82 205L80 204L79 207L82 206ZM89 205H90V203H89ZM96 205L93 204L94 208H95ZM179 205H180V204H179ZM181 205H180V206H181ZM200 205H201V204H200ZM209 205H210V204H209ZM213 205H214V204H213ZM216 205H217V204H216ZM240 205H241V203H240ZM244 205H245V204H244ZM244 205H241V206L243 207ZM247 205H249V204H247ZM1 206H0V207H1ZM7 206H6L5 208H7ZM23 206H24V204H23ZM28 206H29V205H28ZM58 206H59V205H58ZM58 206H56V207L59 208ZM61 206H60V207H61ZM65 206H66V204H65ZM67 206H68V205H67ZM69 206H71V205H69ZM73 206H72V207H73ZM91 206H92V205H91ZM103 206H102V207H103ZM108 206H110V205H108ZM180 206H178V207H180ZM183 206H184V205H182L181 207H183ZM219 206H220V205H219ZM219 206H217V207H219ZM8 207H9V206H8ZM34 207H35V208H34ZM47 207H48V206H47ZM50 207H51V206H50ZM74 207H76V206H74ZM79 207H78V209L75 208V209L77 210V212H78V210H80ZM82 207L84 208V206H82ZM85 207H86V206H85ZM105 207H106V208H105ZM105 207L102 208V209H104V210L107 209V205H106ZM115 207H118V206H115ZM122 207H123V206H122ZM135 207H136V206H135ZM181 207H180V210H182ZM200 207H201V208H204L205 206L202 207V205H201ZM213 207H214V206H213ZM221 207H222V206H221ZM221 207H220V208H221ZM223 207H224V206H223ZM228 207H229V206H228ZM234 207H235V206H234ZM242 207H241V209H239V208H240V206H239L238 209H239V210H242ZM22 208H23V207H22ZM22 208H21V209H22ZM54 208H55V207H54ZM62 208L65 209V211H66V208H65V207H61V208H59V209H62ZM70 208H71V207H70ZM89 208H90V206H89ZM100 208H101V207H100ZM120 208H121V206H120ZM124 208H125V207H124ZM246 208H247V206H246ZM246 208H245V209H246ZM253 208H256V207H253ZM9 209H7L8 212H9ZM23 209H24V208H23ZM23 209L20 211L21 213L23 212ZM27 209H28V207H27ZM45 209L48 210V208H45V207H44V212H45ZM49 209H50V208H49ZM72 209H74V208H72ZM72 209H71V210H72ZM75 209H74V210H75ZM84 209H85L84 211H87L86 208H84ZM98 209H99V208H98ZM183 209H185V208H183ZM195 209H196V208H195ZM212 209H213V208H212ZM217 209H219V208H217ZM228 209H229V208H228ZM236 209H237V208H236ZM245 209H244V211H245ZM247 209H248V208H247ZM250 209H252V208H250ZM7 210L5 209L4 211L7 212ZM51 210H54V209H51ZM55 210H56V211H55ZM55 210H54L55 213L58 212V209H55ZM67 210H68V209H67ZM74 210H73V211H74ZM89 210H90V209H89ZM197 210H198V209H197ZM197 210H195V211H197ZM206 210H207V209H206ZM215 210H216V209H215ZM239 210H238V211H239ZM4 211H2V212H4ZM26 211H28V210H26ZM59 211H60V210H59ZM61 211H62V210H61ZM65 211H64L63 214H65ZM69 211H70V210H69ZM69 211H68V212H69ZM81 211H82V210H81ZM84 211H82V212H84ZM90 211H92V210H90ZM90 211H87V212L90 213ZM115 211H117V209H116ZM175 211H176V210H175ZM192 211H193V210H192ZM192 211H190L191 214H192ZM217 211H218V210H217ZM229 211H230V210H229ZM229 211L227 210L226 212H229ZM234 211H236V210H234ZM242 211H243V210H242ZM244 211H243V212H244ZM2 212H1V214H2ZM28 212H29V211H28ZM37 212H38V211H37ZM37 212H36V214H38ZM41 212H40V214H41ZM52 212H53V211H52ZM54 212H53V213H54ZM62 212H63V211H62ZM62 212H61V213L58 212V213H59L58 215L61 214V218H62V216H64V215H62ZM70 212H72V211H70ZM82 212H81V213H82ZM94 212H96V211H94ZM98 212H100V211H98ZM113 212H114V211H113ZM113 212H111V213L113 214ZM203 212H204V210H203ZM207 212H208V211H207ZM207 212H206V213H207ZM219 212H220V211H219ZM247 212H248V211H247ZM24 213H25V211H24ZM30 213H32V215H31L32 217H34V216L36 215L34 212H30ZM33 213H34V215H33ZM45 213H46V212H45ZM66 213H67V212H66ZM81 213H78V214L80 215ZM106 213H107V212H106ZM117 213H118V212H117ZM121 213H122V212H121ZM123 213H124V212H123ZM197 213H198V211H197ZM215 213H216V212H215ZM234 213H237V211L234 212ZM1 214H0V215H1ZM5 214H6V213H5ZM7 214H8V213H7ZM7 214H6V215H7ZM43 214H44V213H43ZM43 214H41V215H43ZM50 214H51V213L48 212L47 215H50ZM68 214H70V213H67V215H68ZM72 214H75V212H73ZM109 214H110V213H109ZM112 214H111V215H112ZM184 214H185V213H184ZM204 214H205V212H204ZM219 214H220V213H219ZM232 214H233V213H232ZM238 214H239V213H238ZM6 215H5V218H6ZM8 215H10V218H11V219L13 218V217L11 216V213L8 214ZM28 215H29V213H28ZM45 215H46V214H45ZM45 215H44V216H45ZM67 215H66V216H67ZM79 215H78V216H79ZM81 215H82V214H81ZM99 215H102V214H99ZM107 215H108V214H106V217H107ZM113 215H114V214H113ZM113 215H112V216H113ZM129 215H130V214H129ZM129 215H128V216H129ZM181 215H182V214H181ZM198 215H199V214H198ZM201 215H202V214H201ZM206 215H207V214H206ZM208 215H209V214H208ZM212 215H213V214H212ZM220 215H221V214H220ZM222 215H223V214H222ZM222 215H221V216H222ZM2 216H3V215H2ZM37 216H38V215H37ZM50 216H52V215H50ZM70 216H71V214H70ZM78 216H77V217H78ZM82 216H85V215H82ZM82 216H81V217H82ZM109 216H110V215H109ZM125 216H126V215H125ZM135 216H136V215H135ZM0 217H1V216H0ZM8 217H9V216H8ZM16 217H17V216H15V219L13 218V220H16L17 218L19 219V217H17V218H16ZM20 217H24V215H22V216H20ZM27 217H28V216H27ZM47 217H49V216H47ZM47 217H46V219H47ZM52 217H53V216H52ZM54 217H55V215H54ZM57 217H58V216H57ZM67 217H68V218H67V219H68V222H70V221H69V216H67ZM71 217H72V216H71ZM74 217H76V215H75ZM74 217H73V218H74ZM104 217H105V216H104ZM106 217H105V218H106ZM121 217H122V216H121ZM123 217H124V216H123ZM133 217H134V216H133ZM182 217H183V216H182ZM182 217H181V218H182ZM190 217H191V216H190ZM194 217H195V216H194ZM197 217H198V216H197ZM205 217L207 218V216H205ZM209 217H210V216H209ZM244 217H245V216H244ZM1 218H3V217H1ZM5 218H3V219L6 220ZM34 218H35V217H34ZM49 218H50V217H49ZM79 218H80V217H79ZM94 218L96 219L97 217H94ZM94 218H93V219H94ZM110 218H111V217H110ZM226 218H227V217H226ZM11 219H8V220L13 221V220H11ZM18 219H17V220H18ZM22 219H23V218H22ZM22 219H19V221L22 220ZM28 219H29V218H28ZM28 219H27V220H28ZM38 219H39V218H38ZM44 219H45V218H44ZM44 219H43V220H44ZM51 219H52V218H51ZM51 219H50V220H51ZM53 219H56V217L53 218ZM65 219H66V218H65ZM70 219H72V218H70ZM88 219H89V218H88ZM106 219H107V218H106ZM108 219H109V218H108ZM111 219H112V218H111ZM113 219H114V218H113ZM143 219H144V218H143ZM4 220H3V221H4ZM17 220H16V221H17ZM25 220H26V219H25ZM36 220H37V219H36ZM57 220H58V221H57V223H58L59 220H60L59 217H58ZM75 220H76V219H75ZM77 220H80V219H77ZM77 220H76V223H77ZM89 220H90V219H89ZM89 220H88V221H89ZM137 220H138V219H137ZM181 220H182V219H181ZM183 220H184V219H183ZM183 220H182V222H183ZM221 220H222V219H221ZM243 220H245L246 222H249V223H261V224L264 225V209H263V210H256V211H253V212H251V213H248V215H247ZM1 221H2V219H1ZM19 221H17V223H18ZM31 221H32V220H31ZM31 221H28V222H31ZM38 221H40V220H37V222H38ZM51 221H53V220H51ZM51 221L49 222V221L47 220V222H46V220H44V223H45L44 225H46L47 223H48V225H50L49 223H51ZM55 221H56V220H55ZM73 221H74V219H73ZM97 221H98V220H97ZM109 221H111V220H109ZM116 221H117V220H116ZM118 221H119V218H118ZM133 221H134V220H133ZM138 221H140V220H138ZM192 221H193V220H192ZM201 221H202V220H201ZM227 221H229V220H227ZM13 222H15V221H13ZM33 222H34V219H33ZM35 222H36V221H35ZM35 222H34V223H35ZM40 222L42 223V221H40ZM62 222H63V221H62ZM62 222H61V223H62ZM71 222H72V221H71ZM71 222H70V223H71ZM103 222H104V221H103ZM105 222H106V220H105ZM112 222H113V221H112ZM135 222H136V221H135ZM184 222H185V221H184ZM187 222H189V221H187ZM198 222H199V221H198ZM202 222H203V221H202ZM11 223H12V222H11ZM11 223H10V224H11ZM17 223H15V224H17ZM25 223H26V222H25ZM41 223H39V224H41ZM54 223H55V222H54ZM57 223H56V224H57ZM64 223H65V222H64ZM100 223H101V222H100ZM107 223H108V221H107ZM109 223L112 225L111 222H109ZM116 223H117V222H116ZM119 223H120V222H119ZM2 224H3V223H2ZM6 224H7V223H6ZM21 224H22V222H21ZM21 224H20V225H21ZM36 224H37V223H36ZM66 224H67V222H66ZM74 224H75V222H74ZM82 224H83V223H80L79 225L81 226ZM101 224H105V223H101ZM101 224H100V225L98 224L99 227H100L99 230H101V227H102ZM129 224H130V223H129ZM131 224H132V222H131ZM142 224H143V222H142ZM186 224H187V223H186ZM11 225H13V224H11ZM20 225L17 224V225L14 226V227H17V229H18V226L21 227ZM37 225H38V224H37ZM44 225H43V226H44ZM48 225H47V226H44V227H42V225H41V226H38V227H39V229H40V228L43 229V228H45V227H51V226H48ZM57 225H58V224H57ZM68 225H69V224H68ZM77 225H78V224H77ZM89 225L91 226V224H89ZM105 225H107V224H105ZM105 225H104V226H105ZM111 225H110V228H109V227H106L105 230H107L108 228L111 229V227H113V226H111ZM116 225H117V224H116ZM120 225H121V227L123 226L122 223H121ZM120 225H119V226H120ZM132 225H134V224H132ZM139 225H140V223H139ZM196 225H197V224H196ZM53 226H54V225H53ZM53 226H52V228H49V229H52V230H53V231H52L53 234H55V233H54V228H57V227H53ZM70 226H71V225H70ZM104 226H103V227H104ZM108 226H109V225H108ZM119 226H118V228H119ZM134 226H135V225H134ZM4 227L6 228V226H4ZM22 227H23V225H22ZM38 227H37V229H38ZM58 227H59V226H58ZM99 227H93V228H99ZM103 227H102V228H103ZM121 227H120V228H121ZM128 227H129V226H128ZM128 227H126V228H127V232L129 231L128 229H130V228H128ZM130 227H131V226H130ZM139 227H140V226H139ZM141 227H142V226H141ZM143 227H144V226H143ZM146 227H147V226H146ZM71 228H72V227H71ZM85 228L87 229L86 226H85ZM126 228H125V230H126ZM132 228H133V227H131V229H132ZM136 228L138 229V226H137ZM2 229H4V228H2ZM17 229H16V230H17ZM19 229L23 230L22 228H19ZM19 229H18V230H19ZM26 229H27V228H26ZM31 229H33V226L31 227V224H30V230H31ZM45 229H46V228H45ZM47 229H48V228H47ZM69 229H70V228H69ZM74 229H75V230H74V234H75V233L77 234V232H79L77 235L75 234V237L77 238V240H79V241H76V242L78 243V244H77V245H78L77 248H78V250H79V254H80V256H81V257H78V260H79V261L82 260L81 258L86 259L85 254H87V251H88V250H89V251H88V252H89L88 255L93 253V254H92V260H91V261H92V262L95 261L96 263L94 262V264H108V263H109V264H121V262H122V264H131L132 262H130V260H131V259H132V260H136L137 254H139V253H137L136 256L133 255L134 252H135V251L133 252V249H134V248H132V247L134 246V242H133V245L131 244L132 247H131V245L129 244L130 241H133V240H132L133 237H135V236H133V235H136V234H137V233H135L136 230H135L134 228H133V229H134L135 231H134L133 229H132L133 231H132V230L129 231V234H128V235H130V237H128V236L126 235L127 233L124 232V236H123V237H124V238H125V237H128L129 239H131V240L129 241L128 238H127L128 242H127V240L125 241L126 238H125L124 240H122L121 244L126 248L125 250H124V248H123V250H118V249H122L121 246H120V248H116V247L118 246V245H117V244H118V241H116L117 244H115V243H116V242H114L115 239L112 238V239H113V240H112L111 238H109L110 235L108 236V238H109V240H110V241H109L108 239H106L108 234H107V235L104 234L105 237H103L104 235H102V234H103L104 232H103L101 235H102V238H103V242H105V241L108 240V241L106 242V244H104L103 242L97 243L99 240H98V241H97V240H96V241L94 240V241H93V242H95V246H94V245H92V244H93L92 239H90L89 237H88V238H89L90 240L88 241V239H87V236H88L87 233H89V231H91V229H90L89 231H87V230H86V231H84V230L81 231V228H80V227H78V228L76 227V228H74ZM82 229H84V225H83ZM103 229H104V228H103ZM103 229H102V230H103ZM113 229H114V228H113ZM139 229H140V230H139V233H140L142 230H141V228H139ZM142 229H144V228H142ZM6 230H7V229H6ZM9 230H10V229H9ZM40 230H41V229H40ZM40 230H38V231L40 232ZM56 230H58V228H57ZM59 230H60V229H59ZM63 230H65V226L63 227ZM67 230H68V226H67ZM77 230H78V231H77ZM79 230H80V231H79ZM93 230L95 231L96 229H93ZM114 230H115V229H114ZM114 230H113V232H114V237H115V232L118 234V231L120 232V230H119V229H116V231H114ZM122 230H124V229H121V231H122ZM7 231H8V230H7ZM33 231H35V230H32V232H33ZM38 231H37V232H38ZM69 231H70V230H69ZM69 231H67V232H69ZM94 231H92V233H93ZM144 231H145V230H144ZM150 231H151V230H150ZM150 231H149V232H150ZM176 231H177V230H176ZM190 231H191V230H190ZM12 232H13V230H12ZM21 232H22V231H21ZM21 232L19 231V233H20L21 236H20V235L17 236V239L20 238V239H18V240H20V241H21V239L23 238V234H21ZM37 232H36V233H37ZM45 232H48V231L46 230ZM50 232H51V231H50ZM95 232H96V231H95ZM100 232H102V231H100ZM109 232H110V230H109ZM113 232L111 231L110 233H112V235H113ZM192 232H195V231H192ZM27 233H28V232H27ZM27 233H26V234H27ZM29 233H30V232H29ZM29 233H28V234H29ZM42 233H43V232H42ZM58 233H59V232H58ZM62 233H63V231H62ZM97 233H99V232L97 231ZM125 233H126V234H125ZM139 233H138V236H139V235H143V231H142L141 234H139ZM144 233H145V232H144ZM186 233H187V232H186ZM2 234H3V233H2ZM10 234H11V232H10ZM16 234H17V233H16ZM28 234H27V236H28ZM30 234H32V233H30ZM30 234H29V236H30ZM40 234H41V232H40ZM50 234H51V233H50ZM64 234H66V233H64ZM89 234H90V233H89ZM119 234H120V233H119ZM119 234H118V235H119ZM121 234H122V232H121ZM131 234H132V238H131ZM0 235H1V234H0ZM14 235H15V233H14ZM24 235H25V234H24ZM38 235H39V234H38ZM43 235H44V234H43ZM43 235H41V236H43ZM55 235L57 236V233H56ZM67 235H68V234H67ZM112 235H111V236H112ZM12 236H13V235H12ZM44 236H45V235H44ZM56 236H55V237H56ZM58 236H59V235H58ZM58 236H57V237H58ZM111 236H110V237H111ZM136 236H137V235H136ZM21 237H22V238H21ZM47 237H48V236H47ZM52 237H53V240H55V239L57 238V237L55 238L54 235H52L51 238H52ZM61 237H62V236H61ZM78 237H79V238H78ZM92 237H93V236H92ZM94 237H95V236H94ZM142 237H144V236H142ZM6 238H7V237H6ZM13 238H14V237H13ZM13 238H12V239H13ZM29 238H30V237H29ZM37 238H38V237H37ZM40 238H41V237H40ZM44 238L46 239V236H45ZM44 238L42 237V240H41V239H39V240H41V242H42V241L44 240ZM102 238H101V239H102ZM104 238H105L106 240H105ZM15 239H16V237H15ZM15 239H13V240H15ZM23 239L25 240V238H23ZM30 239H31V238H30ZM33 239H34V237L32 236V240H33ZM35 239H36V237H35ZM94 239H96V238H94ZM101 239H100V240H101ZM116 239H117V238H116ZM4 240H7V239H5V237H4ZM4 240H3V241H4ZM24 240H23V241H24ZM56 240H57V239H56ZM59 240H60V239H59ZM68 240H71V239H68ZM104 240H105V241H104ZM135 240H136V239H135ZM138 240H139V239H138ZM0 241H1V240H0ZM10 241H11V240H10ZM10 241H9V242H10ZM16 241H17V240H16ZM23 241H22V242H23ZM72 241H73V240H72ZM101 241H102V240H101ZM112 241H113V242H112ZM7 242H8V241H7ZM9 242H8V243H9ZM18 242H19V241H18ZM34 242H36V241L33 240L32 243H34ZM39 242H40V241H39ZM46 242H47V240H46ZM46 242H45V243H46ZM59 242H60V241H58V242L56 241V242L54 243V244L58 243V244L55 245V247H57V246L59 245ZM63 242H64V241H63ZM76 242H75V243H76ZM109 242H110V243H109ZM200 242H201V236H197V237H195V234H189V235H188V234H187V235H177V236H174V245H173V246H174L176 249H178L179 251L188 252V253H189V252H191V253H195V250H194V249H195V245H198ZM3 243H4V242H3ZM19 243H21V242H19ZM19 243H18V244H19ZM29 243H30V242H29ZM65 243H66V242H65ZM69 243H70V242H69ZM69 243H68V244H69ZM75 243H73V246H74ZM101 243H102V245L104 244V245H103V246H104L103 249L101 248L102 246L100 247L102 250H108V249H106V247L109 248V246H111L109 250H111V249H112V250H111V251L108 250V251H109V254H108V251H107V253H105L106 251H102V250H100L99 248H97V250H96V248H95V247H96V244H97V245L99 244V246H100ZM108 243H109V246L107 245ZM131 243H132V242H131ZM5 244H6V243H5ZM13 244H14V243H13ZM36 244H37V243H35V245H36ZM54 244H53V242H52V243L49 242V246H51V245L53 246V247L51 246V248H50L49 246L47 247L48 244H44V243H43V244H42V245H43V246H42V247H43L42 249H43V250L46 249L45 251H47V250H48V251H47V254H45V253H43L44 251L41 249V250H42V252H41V253H42V256H41V257L44 258V257H46L47 255L50 254L49 256H47V259H49V258H54V257H55L53 260L56 261V262L59 260V262H60V260L62 259V258L60 259V257H62V255H64V254H63V251H66V249H63L64 246H66V244H64L63 247L60 246V247L62 248L63 251H60L61 248H59V251H58L59 253H58L56 250L54 251V249H55ZM262 244H263V243H262ZM1 245H2V242H1ZM21 245H25V244H24V243H21ZM21 245H20V247H21ZM26 245H27V244H26ZM26 245L24 246L25 248H27V247L30 248V246H29L30 244H28L27 246H26ZM35 245H34V248H30V252H32L31 250L34 249L35 251L33 250V253H36V251H37L38 249H36V248H37V245H36V246H35ZM71 245H72V244H71ZM71 245H70V247H71ZM106 245H107V246H106ZM115 245H117V246H115ZM184 245H185V247H188V249L185 248V247H184V248H180V247H183ZM10 246H11V245H10ZM14 246H15V245H14ZM14 246H12V248H13ZM16 246H17V245H16ZM39 246H40V245H39ZM92 246H94L92 250L95 249V251H91V252H90V249H91L90 247H92ZM99 246H97V247H99ZM112 246H114V247H113L114 249L112 248ZM135 246H136V245H135ZM137 246H138V245H137ZM3 247H5V246H2V249H3ZM6 247H7V246H6ZM46 247H47V248H46ZM118 247H119V246H118ZM129 247L132 248V252H130ZM145 247H146V246H145ZM151 247H152V245H151ZM7 248H8V247H7ZM16 248H17V247H15V250H16V251L14 250V253L16 252V254H17V249H16ZM22 248H23V246H22ZM25 248H24V249H25ZM71 248H72V247H71ZM71 248H69V249H71ZM75 248H76V247H75ZM82 248H83V249H82ZM138 248H139V246H138ZM214 248H215V247H214ZM218 248L221 249L220 247H218ZM218 248H217V249H218ZM0 249H1V248H0ZM20 249H21V248H20ZM39 249H40V248H39ZM56 249H58V248H56ZM81 249H82V250H81ZM116 249H117L118 251H120V252L117 251V253H116V252H115ZM140 249H142V248H140ZM140 249H137V250L140 251V252L142 253V250H140ZM147 249H148V248H147ZM149 249H150V248H149ZM149 249H148V251H149ZM192 249H193V250H192ZM232 249H233V248H232ZM10 250H11V248H10ZM27 250H29V249H27ZM41 250H40V251H41ZM71 250H72V249H71ZM73 250H74V249H73ZM135 250H136V247H135ZM137 250H136V251H137ZM197 250H198V249H197ZM202 250L205 252V249H202ZM214 250H215V249H214ZM3 251H4V250H3ZM69 251H70V250H69ZM121 251H122V253H121ZM144 251H145V250H144ZM144 251H143V252H144ZM148 251H147V252H148ZM215 251H216V250H215ZM222 251H223V250H222ZM0 252H1V251H0ZM11 252H12V251H11ZM11 252H10V253H11ZM23 252H24V251H23ZM25 252H26V251H25ZM25 252H24V253H25ZM53 252L56 253V254H53ZM60 252H61V254H60ZM67 252H68V250H67ZM103 252H104V253H103ZM113 252H115V253H113ZM147 252H146V253H147ZM153 252H154V251H153ZM157 252H158V251H157ZM197 252H198V251H197ZM199 252H200V251H199ZM199 252H198V253H199ZM201 252H202V251H201ZM204 252H203V254H205L206 252L208 253V251H206L205 253H204ZM216 252H218V250H217ZM21 253H22V252H21ZM21 253H20V254H21ZM28 253H29V252H28ZM111 253H113V254H111ZM119 253L122 254L121 257L117 255V254H119ZM130 253H132L131 256H130ZM178 253H179V252H178ZM198 253H197V254H198ZM207 253H206V254H207ZM209 253H210V251H209ZM218 253H220V251H219ZM232 253H233V252H232ZM2 254H3V253H2ZM4 254H5V253H4ZM25 254H27V253H25ZM52 254H53V255H52ZM200 254H201V253H200ZM203 254H201V255L203 256ZM213 254H214V253H213ZM223 254H224V253H223ZM13 255H14V254H13ZM31 255H32V254H31ZM43 255H44V256H43ZM45 255H46V256H45ZM51 255L54 256V257H52ZM59 255H60V257H59ZM70 255H71V254H70ZM70 255H67V257L70 256ZM93 255H94V256H93ZM96 255H97V257H96ZM207 255H210V254H207ZM219 255H220V254H219ZM234 255H235V254H234ZM240 255H241V254H240ZM3 256H4V255H3ZM7 256H8V255H7ZM25 256H26V255H25ZM33 256H34V255H33ZM35 256H37V255H35ZM56 256H57V257H56ZM72 256L74 257V258L72 257V259H74V261H75V258H77V257H75L73 254H72ZM146 256L149 257L150 255H149V254H147V255L145 254V257H146ZM194 256H196V254H195ZM194 256H193V258H194ZM197 256H198V255H197ZM210 256H213V255H210ZM210 256H209V258H210ZM217 256H218V255H217ZM9 257H10V256H9ZM17 257H18V256H17ZM19 257H20V256H19ZM29 257H30V256H29ZM41 257H40V258L38 257V259H41ZM87 257H89V259L87 258L85 262H87V264H88L89 261H90V259H91V258H90L91 256H87ZM118 257L120 258V260H119ZM140 257L143 258V259L141 258L142 260L145 259L144 261H146V262H148L149 260H152V259H149V260H148V257L144 258L143 255L140 256ZM150 257H151V256H150ZM170 257H171V256H170ZM184 257H185V256H184ZM200 257H201V256H200ZM200 257H199V258H200ZM207 257H208V256H207ZM220 257H222V256H220ZM220 257H219V258H220ZM223 257H224V256H223ZM230 257H231V256H230ZM236 257H237V256H236ZM236 257L234 258V256H233V257H232V260H233V258H234V260H235ZM6 258H7V257H6ZM172 258H173V257H172ZM172 258H171V259H172ZM174 258H175V257H174ZM203 258H205V257L203 256ZM209 258H207V260H209ZM211 258H212V257H211ZM219 258H218V259H219ZM226 258H227V257H226ZM13 259L16 260V258H14V257H13ZM57 259H58V260H57ZM65 259H66V258H65ZM69 259L72 260L71 257H70ZM93 259H94V260H93ZM117 259L119 260L118 262H116ZM176 259H177V258H176ZM191 259H192V258H191ZM191 259H190V260H191ZM197 259H198V258H197ZM213 259H214V258H212V260H213ZM0 260H1V259H0ZM4 260H5V259H3V261H4ZM11 260H12V259H11ZM17 260H18V259H17ZM19 260H21V258H19ZM24 260H25V259H24ZM24 260H23V261H24ZM30 260H31V258H30ZM34 260H35V259H34ZM41 260H43V259H41ZM62 260H64V257H63ZM62 260H61L60 264H64V263H65V262L62 263ZM70 260H69V261H70ZM87 260H88V261H87ZM142 260H140V261H142ZM195 260H196V259H195ZM195 260H194V261H195ZM200 260H201V259H200ZM200 260H198V261H200ZM205 260H206V259H203L204 262H205ZM222 260H224V259H222ZM226 260H227V259H226ZM234 260H233V262H234ZM238 260H240V259L237 258L236 262H237ZM242 260H243V259H241V261H242ZM1 261H2V260H1ZM6 261H8V260L6 259ZM6 261H4V262H6ZM12 261H13V260H12ZM21 261H22V260H21ZM32 261H33V260H32ZM36 261H37V259H36ZM66 261H67V259H66ZM82 261H84V260H82ZM99 261H100V262H99ZM113 261H115V262H113ZM192 261H193V260H192ZM213 261H214V260H213ZM224 261H225V260H224ZM16 262H18V261H16ZM19 262H20V261H19ZM38 262H40V261H38ZM38 262H37V263H38ZM43 262H45V264H47V262H46L45 260H44ZM59 262H57V263L59 264ZM76 262L78 263V261H76ZM85 262H81V264H86ZM92 262H90V263L93 264ZM98 262H99V263H98ZM181 262L184 263V261H181ZM186 262H187V261H186ZM210 262H211V261H210ZM210 262H208V264H210ZM242 262H245V261L243 260ZM23 263L25 264V262H23ZM23 263H22V264H23ZM28 263H30V262H28ZM73 263H74V262H73ZM138 263H139V261H138ZM175 263H176V262H175ZM195 263H196V262H195ZM199 263H200V262H199ZM214 263H215V261H214ZM222 263H226V262H222ZM222 263H221V264H222ZM234 263H235V262H234ZM239 263H240V262H239ZM9 264H10V263H9ZM17 264H19V263H17ZM20 264H21V263H20ZM39 264H40V263H39ZM48 264H49V263H48ZM50 264H53V263H50ZM55 264H56V263H55ZM65 264H68V263H65ZM71 264H72V262H71ZM152 264H153V263H152ZM185 264H186V263H185ZM191 264H192V263H191ZM201 264H202V262H201ZM218 264H219V262H218ZM230 264H231V263H230ZM240 264H245V263H240Z\"/></svg>",
    "mask_w": 264,
    "mask_h": 264
}]
</instances>
